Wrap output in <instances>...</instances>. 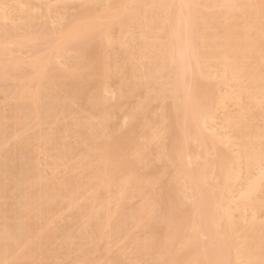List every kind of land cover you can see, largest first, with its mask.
<instances>
[{
    "label": "rangeland",
    "instance_id": "1",
    "mask_svg": "<svg viewBox=\"0 0 264 264\" xmlns=\"http://www.w3.org/2000/svg\"><path fill=\"white\" fill-rule=\"evenodd\" d=\"M73 1H71V0H0V19H1L0 20V25L3 26V27L1 26L2 28H0V30H3L5 32L6 31L9 32L12 29L14 31L16 30L15 32L17 33L16 34L15 32H12L11 31V32L8 33L10 35H8L6 33L7 34L6 35L7 37L3 35V37L1 36V39H0V41L1 40L2 41L3 40L5 41L4 43L2 41L0 42V48H1L0 49V56L2 54V56L0 57V61L3 59L0 62V64L2 66L3 65H5V66L7 65L6 67L5 66L2 67L0 65V123H1L0 124V252H1V254H0V264H29V263L30 264H108V262H109V264H117V263L118 264H152V263L153 264H163V263L164 264H167V262H168V264L169 263L170 264L171 263L172 264H177L178 262H179L178 264H182V263H185V261L188 260L187 259V256H189V259L192 260V258L196 257L197 254H200V252L202 251L201 250L202 248H203V250L205 248V251L201 252L202 257L204 256L203 258H205L204 259L205 260V264H206V262L209 263L211 259H212L211 262L213 264H215L216 261H215L214 257L216 255L219 256V259L216 257L218 260H220L221 257H223L222 254H221L222 253V249L221 248H223L221 245L224 244L223 239H221V235H219V237H220L219 238L215 234H213V235L208 234L209 235V238H208V235H205V234L206 233H210V232H208V230H207V232H206V230H204V231L200 230L199 225H197L198 228H199L198 231L200 230L202 232H200V233L198 232V234H201L202 236L200 238H197L196 237V238L193 239V237H194L193 236L194 235L193 234L194 231L197 232V230H195V228L197 229L196 224L197 223L199 224L200 223V220L198 222L197 221H194L195 223L197 222L196 224H194V222H193V220H195L196 217H197L196 220H198V218H199L198 217L199 215L196 214L198 212L196 211L195 205H194L196 203L197 197H196V199L195 198L190 199V197H192V196L195 197L194 196L195 193L193 192L192 189H188V187L191 188V185H192L191 183L192 182H190V181L193 178V175H194L193 172L196 171L195 169L197 168V166H200V165L205 166L206 165L207 167H205V168H208V167H211L212 168V166L210 165L211 162L217 161V160L220 159L221 160L220 162H224L223 165H224V168H226L225 169V176L226 175L228 176V178H227L226 181H224V179L226 178L225 176H224L225 178H222L223 181L226 184L229 183L228 186L226 185L227 188L226 187L224 188V184L225 183L222 180L219 181L220 178L218 179V177H216V176H218V173H217L218 170H217L216 167L212 171L213 172L212 175L215 174L214 177H210L212 175H211V173L209 175L208 172H207L209 170L206 169L207 170L206 171L207 172V175L203 179V181H205L206 179H209L210 181L209 180L208 181L206 180L205 184L203 183V185L204 186L206 185L204 187V189H210V188H212L213 184H215L216 182L219 181L215 185H218V186L220 185L219 186L220 188H222V187L224 188L222 190L219 188L218 190H221L222 192L221 191H218L216 193V196H218V193L221 192V194H219L220 197L222 196V194H225L221 198L217 197L219 200L216 199L217 202H219L218 203V207H217L218 209L217 210L220 209L218 212L222 215V218L221 219H223V216H225V214L226 215L229 214L228 215V218H229V216L231 218V219H229V221L232 222L230 226H232L233 223L236 226H237L238 223H240L238 225L239 226L238 228H235L236 226L234 224H233L232 227H229V229H231V231L233 230L232 233L230 232V230H229V232L232 235H233L234 232H236L234 234H236L237 237H238V239L240 240L241 239L240 238V235L243 237L244 235L247 236L248 234L249 235L250 234H253V233L258 234V232L259 233L261 232L260 231L261 228L264 230V228L262 227V226H264V178H263L264 177L263 176L264 175V89L262 88V90H259L258 89V86H256V84L254 83V80L249 75V73L250 74L252 73L250 71H254L255 70L254 67H257L256 66V63H257V60L259 58H260L259 59L260 61H258V64H264V62H263L264 61V51H263L264 50V45H263L264 44L263 43L264 42L263 41L264 40V38H263L264 35L260 34V35H262V38H263L262 43L253 44V47L250 48L251 49V54L250 53H248V54L246 53V55H243L242 56L244 58L241 57L244 60L243 61L244 63H242L241 62L242 59H240V64H243V65L244 64H246V65L248 64V66L244 65L245 67L244 68H239V70L237 69L238 67H236L237 71H235V65L233 66V65L230 64V62H227V61H229L231 59L230 60L231 63L234 64V62H232V60H233L232 58L233 57H232L231 54H228V56L226 58L227 60L223 59V61H222V59H221V61L223 63L222 62H219L220 60H218V62H216V63L209 62V61L207 62L208 58H206L205 60H206V63H208V64L207 65H205L206 63L204 64L206 67L203 66V64H202L203 68L200 67V63L199 62L197 64H194V63H196L194 60H193L194 63L193 62L190 63V65H192L191 67H194L195 68V65H198L199 64V68H202L203 71H204V69H207L208 70V71L205 70L206 73H207V75L205 74V71H204V74L206 75V77L204 75H201V78L203 77L202 78L203 81L201 80L200 82H203L204 85H202V83H201V85H200L201 88L199 90L200 91L202 90V92H205V91L209 92L208 93L209 95L204 94V96L207 95V96H211V97H209L208 99H203V98H207V96L204 97L203 96V93L199 91L197 93L200 96L199 98H197L198 101H197V99H195L196 98V95H197L196 94L195 95V98L193 97L194 101H190L191 103L189 102V104L192 105V107L194 105L196 106V103L195 102H197V105L200 104L199 106H197V107H199L198 109H201L202 107H204V108H202V110L204 109L205 118H206V116L207 117L209 116V118H207L208 120L206 119V121H208V122L207 123H204V125L202 124L203 128L201 126V128H202L201 131L203 132V134L205 132V134L207 136L204 135L206 139L204 138L205 140L203 139V141H201V143H203V145H200V143H199L200 141L198 140L199 138L196 137V136H193L192 135V140H191V137L190 136H189L190 138H188V139L185 138V135L187 136V134L186 133L183 134V131H182L184 129L183 126H181L182 128H179V129L177 128L178 129L177 131H176V128L173 127V125H175L174 122H173L174 121L173 120V118H174L173 115L174 114H171V113L174 111L173 110L174 109L173 108L174 101H172L173 100L172 95L170 96L171 93L168 92L166 94V92L168 91V87L170 86V84L175 80V78H174V76L176 74V69H175L176 65H175V63H173L172 65L170 63H168L169 65L164 64L163 67H162L163 69H161V71H159V73H156V74H158V75H155L156 78L154 79V77H153V80L154 81H152V79H151L152 82H150L149 80L146 81L145 79H143L141 77L142 76L141 74H143V70L144 69L147 70L146 68H150L151 65L152 66L153 65L154 66L156 65L155 62H154L155 61V58L154 57H156L159 54V52H162V49L165 46H167V45L164 46V42H166V40H164V37L165 36L162 35V37H160L159 35H156L157 32L155 31V30H157L156 29V26L159 27L160 24L162 23V22L160 23L159 20H161V18L164 16V13L162 12L164 10H161V12L163 14L162 15L161 12H160V8H161L160 6H163L164 8L163 7L162 8L165 9V5H162V4L160 5V2L161 1L160 2L157 1L158 2L157 3L156 0H141V3L140 2L136 3V5L137 4H141L142 5V7H141V5H138L139 10H137L136 9L137 7L134 5L133 2H137V1H140V0H137V1H135V0L134 1H132V0L131 1L130 0H127V1L126 0H122V1L121 0H110V3H109V0H83V1L82 0L81 1L80 0H73ZM90 1H92V2H90ZM151 1H153V3ZM201 1L202 0H199V1L198 0H193V1H191V0H188V1L187 0H181V3H180L181 5H179L181 9H182V7H184L186 5V7H185L186 8V11H185V8H183L184 9L183 11L180 10L182 13L185 12L186 15H189L188 13H190V12H188V10H189L188 5L189 6L190 5L192 6V7H190V10H191V13L190 14L193 13L192 9L194 10V9L197 8L196 11L194 10L193 15H189V18L191 20V25L193 26V28L191 27L192 30H190V32H189V34H190L191 37H190V40H189L190 41V44H188L189 45L188 48H190L192 46L191 45L192 41H194V42L197 41V40H194V37L197 36V35H198L197 36L198 39L199 38H202L201 35H203V33L205 34V36H208V35L210 36V34H211V36L213 37V38L212 37L210 38V37H205L203 35L205 38H208V41H210V43L211 42H214V44H209L208 47H207V45L205 46V44H204V46L199 44V47H198L199 49H197L195 47L198 46V42H197V45L194 44V42H193L192 44L194 45L193 48H195L194 49L195 50V53H199L202 56L204 55L205 57H207L208 55H212L213 56L216 53L215 51H218V49L220 51V47L222 46L221 43H222V40L223 39H221L222 37L218 36V34L219 35L220 34L222 35V33L225 32V30H230L233 27H234V30L236 29L234 32H236V31L238 32L242 28V27L239 28L240 25L241 26H243V25L245 26L246 25L244 29L242 28L240 30L239 36H240V34L242 35V33L244 35L247 34V29L248 30L251 29L253 33L256 32V33H254L255 35H253V33L251 35V32L248 31L249 33L247 35H250L251 37H254V36L256 37L257 32L259 33L261 31V29H262V32L264 30L263 29L264 28V25H263L264 24V14L263 13L264 12H262L264 10V0H263V4H262V1H261V3H259V1H256V0H253L254 3L252 2V0H250V2H249V0H245V1H243V0H235V1H233V0H203L202 2ZM125 2H126V4L128 2L129 3L127 5H125ZM130 2L133 5L130 4ZM143 2H145V4ZM165 2H166V0L164 2L162 0V3L163 4H165ZM190 2H191V4H189ZM234 2H236V3H234ZM243 2H245V5L249 6L247 9L250 10V11H248V12H250V14H251V12L252 13L254 12L253 14H251L252 16L250 15V18H248V15L245 16L246 15V12H247L246 11L247 9L244 8L245 5L243 6V4H244ZM247 2H249L252 5H250ZM75 3H76V5H75ZM112 3H114V4H112ZM210 3H211L212 6L210 5ZM121 4H123V6H125V10H124V8L122 9V5ZM157 4H159V5H157ZM233 4H234V6H233ZM260 4H262L263 6H259ZM115 5H116V8L113 9V7H115ZM153 5H156L157 7L156 6H153ZM215 5H217V7ZM117 6H118V8H117ZM158 6H159V8H158ZM194 6H195V8H193ZM225 6H226V8H225ZM102 7H103V9H101ZM126 7H127V9H126ZM153 7H155V10H154ZM238 7H240V8H238ZM250 7L252 8V10L250 9ZM259 7H263V8L261 9ZM133 8L137 10V11L135 10L137 13H134L135 11L134 12L131 11V12L133 14H135V15L138 14V16L137 15L136 16L139 17V19L138 18H136V19L139 21V23H141L140 24L141 26L138 24L137 21H135V19H134L136 17L135 15H133L135 17L131 19V16L130 15H132V13L129 15V18L130 19H127V21L125 20V23L126 24L121 22L122 24L120 23L121 24V26L119 25L120 27L117 25V23L119 24V22H114L115 20L117 21L116 18H113L112 17V19H110L111 21H113V19H114L113 22H114V24L116 23V25L113 26V23L110 22V20H104V18H103L104 16H102V14L104 15V12L105 11H107L106 14H108V12L110 11L111 13H113L112 16H114L116 13H119V12H120V14H122L123 12L125 14V12H127L128 9L131 10ZM147 8L149 9V11H148ZM117 9H119V10H117ZM150 9L151 10L153 9V12ZM253 9H255V10L253 11ZM86 10H90V11L92 10L93 12H91V13L89 11L88 12L90 14L93 13L92 14L93 16L100 14L99 16H97V17H100V18H98L100 21H104V22L105 21L106 22L109 21L110 22L108 24H111V25H109L108 28H111L112 26L113 27H112V29H109V30L107 29V34L105 33V35H107V36H104V33L103 32H106V31H103L104 28H102L101 29L102 32L100 34H103V35H100L99 34L100 36L98 35L99 37L95 38L96 40L93 41L94 44L92 43L91 44L92 46L89 45L91 49L88 48V52L86 51L85 54H84L85 51L83 52V50H82L85 47L84 46H81V44H78L80 46H76L77 44H74L75 46H72L73 44H71V45L64 44V45H61V46H64V47H61V46H59L60 44L58 45L56 42H54L56 40V38H58V36L60 35V31H61L60 29H62V28H71V27L77 25L78 23H81L82 22L81 17L84 18V16H81V15H83V14L85 15L84 12H86ZM238 10H239V12H238ZM26 11H27V15L26 16H23V18L24 17H27L28 15H31V16L33 15V17L28 16V18H32V20L29 19L30 20V23H29L30 24L29 25L30 27L29 28L28 27L27 28L25 27V26H28L27 25V22H26V25H25V23H23V18H21L22 17V14L25 15ZM138 11H139V13H138ZM157 11L160 12V13H158ZM226 11H228V13ZM232 11H234V12H232ZM258 11H260V13H258ZM20 12H21V15H20ZM88 12H86V13H88ZM56 13H58V15ZM211 13L213 15H215V16L213 17ZM243 13H244V15H243ZM124 14H123V20H122L123 22H124V19H126V18H124ZM126 14L127 15H125V16L128 17V14L129 13H126ZM149 14H150V17L149 16L147 17V15H149ZM196 14H197V16H195ZM198 14L202 16V17L199 16L200 19L195 18V17H198ZM210 14H211V16L208 17V15H210ZM154 15H155V17L157 16L158 18L157 17L155 18ZM158 15H160V16H158ZM161 15H162V17H161ZM216 15H217V17H216ZM253 15H254V17H253ZM17 16H18V18H17ZM101 16H102V18H101ZM192 16H195L194 17V21L196 23H193L194 25L192 24V19H193ZM60 17H61V19H60ZM204 17L207 18V19H205ZM214 18H216V20ZM220 18H222V19H220ZM227 18H229V19H227ZM233 18H234L235 22H234ZM244 18H245V20H244ZM98 19H96V18L93 17L92 21L96 22V20H97V22H99ZM219 19L222 20V22L219 21ZM20 20H22V21H20ZM29 20H28V22H29ZM78 20H79V22H78ZM149 20H150V22H149ZM163 20H164V17H163ZM163 20H161V21H163ZM203 20H205V21H203ZM211 20H213V21H211ZM230 20H233V21H230ZM237 20H238V22H237ZM58 21H60V23H58ZM147 21H148V23H147ZM248 21H250V22H248ZM104 22H102V23H104ZM136 22H137V24H136ZM208 22H212V23H208ZM213 22H215L216 24L213 23ZM233 22L235 23L236 26L234 25ZM207 23H208V25H207ZM237 23H239V24H237ZM22 24H24V26H22ZM157 24H159V25H157ZM135 25H138L139 27H137ZM199 25L202 26V28H200ZM209 25H211L212 27L209 26ZM216 25H218V26H216ZM222 25H223V27H222ZM226 25H228V26L226 27ZM17 26H19V27H17ZM4 27L7 30L4 29ZM60 27H62V28H60ZM114 27H117L118 29L117 28H114ZM136 27H137V29L139 31L136 29ZM150 27H151V29H150ZM194 27H196V28H194ZM255 27L256 28L258 27V28L256 30H254ZM9 28H10V30H8ZM21 28L22 29L23 28H26V30L27 29L28 30L30 29V31L28 33L31 32L29 35H31V37L33 36L32 38L34 40L29 35H26L27 38L24 37V35L22 33H26L27 34V32H26L25 29H24L25 32L19 33L22 30ZM152 28H153V30H152ZM205 29L206 30L208 29L209 31L207 30L206 33H205L204 32ZM219 30H220V32H219ZM242 30H243V32H242ZM198 31L201 34H199ZM108 32H109V34H108ZM148 32H149V34H148ZM33 33H34V35H32ZM195 34H197V35H195ZM216 34H217V36H216ZM263 34H264V32H263ZM142 35H143V37H142ZM13 36H15V37H13ZM101 36L103 38H101ZM199 36H201V37H199ZM21 37H22V39H20ZM34 37L35 38L39 37L40 39L38 38V39L35 40ZM255 37H254V39H255ZM30 38H31V40H30ZM143 38L147 39V41L150 43V44L147 43V46H144V48H143V44H142V41H143L142 39ZM257 38L258 37H256V39ZM8 39L11 40V41H9ZM97 39H99V41L101 39V41L99 42ZM133 39H134L135 42L132 41ZM195 39H197V38L195 37ZM15 40H17L18 42L15 41ZM106 40L108 42H105ZM211 40H213V41H211ZM30 41L32 42V44H31ZM34 41H36V43L33 44ZM37 41H39V42H37ZM137 41H139V42L137 43ZM158 42H159V44H162V45L159 46L158 45ZM65 45H67V47ZM98 45L100 47H98ZM239 45H241V42L237 46L239 47ZM243 45L244 46L246 45L247 48H248V46L249 45L251 46L252 44H242L241 46L243 47ZM22 46H24V47H22ZM55 46H56V48L53 49ZM89 46H87V47H89ZM124 46H125V48H124ZM139 46H140V48H138ZM200 46H202V47L200 48ZM217 46H218V48H217ZM48 47H49V49H48ZM50 47H51V49H53V51L50 49ZM81 47H83V48H81ZM212 47L213 48H217V49L214 50ZM242 47H239V48H241L240 50L244 49V47L243 48ZM57 48L60 49V50H63V49H65V50H63L62 52L60 50L59 51H56ZM61 48H63V49H61ZM146 48H149L148 50H150V49H152V50L148 51ZM247 48L245 47V50H247ZM6 50H8V52ZM68 50L69 51H72V52H68ZM126 50H128V51H126ZM200 50H201L202 53L200 52ZM205 50H207V51H205ZM209 50H211V51H209ZM76 51H77L78 54L77 53H74ZM187 51H189V55H190V50L187 49ZM256 51H258L259 52L258 54L261 55V56H258V54L256 53ZM136 52H137V54H136ZM139 52H141V53L139 54ZM148 52L149 53L151 52L152 55H150ZM191 52H193L192 49H191ZM253 52L255 54H257V57L255 56V59H254V57L253 58H250V56L253 54ZM82 53L85 55L86 58H89L90 60L92 59V62L91 61L90 62L91 63H94V65L96 64V65H100L101 66L102 64L105 63L104 64L105 67L107 66L105 69H107V72L109 71L110 76H112L111 74H113L114 77H111L109 79V77H110V76L108 77L109 73H106L107 75L104 74V76L102 77V75H103L102 72L105 71V69L103 68V70H102V68L99 67L98 70L100 69L101 70V72H100V70L97 71V68L90 67L93 64H91V65L88 64V66H87V63L86 62L89 59H87L86 62H82L81 61L82 63H86V65L85 64L83 65L84 67H82V63H81V67L79 66V68H77V66H75L74 64L76 63V61H78L79 58L82 57L81 58L82 60L83 59L86 60L84 58V56H83ZM147 53L150 55V56L148 55L149 57H147V55H146ZM217 53H219V52H217ZM261 53H263V54H261ZM106 54H107V56H106ZM154 54H155V56H154ZM255 54H253V55H255ZM96 55H97V57H96ZM99 55H100V58H99ZM137 55H138V57H137ZM5 56H6V58H4ZM44 56H46V57H44ZM104 56H106L105 57L106 60L104 59ZM229 56H231L230 59H229ZM245 56H248V58L245 59ZM40 57L42 59H40ZM123 57H125V59ZM130 58H133V59H130ZM93 59H95V62L93 61ZM98 59H101L100 61L103 62V63H101L99 61H96ZM249 59L251 60L252 63L249 62ZM108 60H110V61H108ZM114 61H115V63H114ZM45 62L47 63L48 69L46 68L47 67L46 64H45V66H42V65H44ZM79 62L80 61H78L77 64ZM97 62H99V63H97ZM48 63H49V65H48ZM106 63H108V64H106ZM109 63H110V65H109ZM122 63H125L126 65L125 64L123 65ZM131 63L134 64V65H132ZM171 63H172V61H171ZM210 63H212V64H210ZM224 63H225V65H224ZM226 64H227V67H228L227 69H229V67L232 66L228 71L227 70L225 71ZM73 65L75 66L74 68H77V69H74V71H78V70L80 71V75H78L79 76L78 77L79 79H81V78L88 79V77H90V76H88L87 73H86V76L85 77H81L80 78V76L83 73V71H87L88 72L89 71L88 69H90V72H88L91 75V79L89 78L90 79V82H89L90 84L88 83V81L82 79V80L85 81V84L91 85L95 81L98 82V83H99V81H101V82L103 81V82H106L107 90L109 88L108 92L107 93L105 92V95L104 96H105V99L107 100L106 102H108L107 104L109 105L111 103L110 105H112L111 106L112 107V112H114L115 114H117V116H114L115 114L113 113L114 114L113 115L111 113V111H110L111 117H115V118H111L110 119L111 124L109 122V124H108L109 126L107 125L108 127H110V129L112 127V129L110 130L108 127L106 128V129H108L107 131H109V133H110V135L108 137L109 139L108 138L105 139V137H104V136H106V135L109 134L108 132H107V134H105L106 133L105 130H104L105 128H101V130H100V132L102 131L103 134H105L103 136V138L106 141L100 136V135H103V134H99L100 132L95 130L96 128H93V127H92V129H89L88 128L87 131L91 130L92 132L91 131L85 132L86 131L85 128H87V125H89L90 123H92L91 125L94 126V124H93V122H94L95 123V126H96L95 120L93 122L91 120L94 119L93 118L94 117L93 115H96L97 112L94 113V114H92L93 113L92 112V109L89 108L86 105V104L89 105V102H87L89 100L88 99L89 96L88 97H86V96L90 94L91 86H88L87 89H86V85L84 84V87L83 88L86 89V90H84L82 92L83 95H84V97H83V95H80V97H76V99H78L79 101L78 100L75 101L74 100L75 98L72 99V97H74L76 94H74V96H72V97H71V95L73 93H76L77 92V88L78 87L76 86V84L74 85L76 87V91H75V89H73L74 87H71V86L75 82L76 83H79V80H78V82L75 80V78L77 77L76 74H79V73L73 74V69H70V67L73 66ZM104 65H102L101 67H103ZM127 65H128V67H127ZM142 65L145 68H143ZM132 66H134L135 69L136 68H140L141 69L140 71H142V73L141 74L139 73L140 76L136 75V77H135V76L132 75L133 74V71H134ZM167 66H168V68H167ZM39 67L40 68L42 67V69H44L46 71V73H44L45 71L43 72V70L39 69ZM85 67H86V70L83 69ZM125 67H127V69H125ZM16 68H18L19 70L16 69ZM63 68H64V70H63ZM142 68H143V70H142ZM151 68H153V67H151ZM20 69L21 70L24 69L23 72ZM46 69L48 70V73H47V70ZM128 69H131V70H128ZM263 69H264V66L263 65H260L259 68H258V71L259 72L258 71L257 72L261 75V73H263L262 72ZM35 70H36L37 73H39L41 71L44 73L43 78H44L45 81L43 80V78L39 79L38 76L37 77L33 76L34 75L33 72L35 73ZM65 70L67 72H65ZM70 70H72V72ZM167 70L168 71L171 70V71H169V73H168ZM29 71H32V72L30 73ZM68 71H70V72H68ZM91 71L94 72L95 74H93ZM121 71H123V72H121ZM137 71H139V69ZM172 71H174L175 74H173L174 72H172ZM238 71H239V73H238ZM188 72H190V70L187 71V69H185V73L187 74ZM234 72L236 74H234ZM37 73H36V75H38ZM59 73H60V75H59ZM64 73H65V75H64ZM66 73H68L69 75L66 74ZM98 73H100L101 76ZM237 73H238V75H237ZM245 73H247V74H245ZM84 74H85V72H84ZM96 74H98L101 78L98 77V75H96ZM211 74H213V75H211ZM29 75H32V76H30L31 78L29 77ZM61 75H63V76H61ZM70 75H72V77ZM172 75H174V76H172ZM69 76L71 78H74V77L75 78L72 80ZM82 76H84V75H82ZM129 76H130V78H129ZM137 76H138L139 79L137 78ZM161 76H162V78H161ZM222 76H223V78H222ZM243 76H244V78H243ZM247 76L252 79V80H250V78H247V80H248L247 82L248 83L245 80ZM104 77H108L107 79L105 78L108 81L103 80ZM34 78H35V80H34L33 83H34L35 86L32 85L33 83H31L33 81L32 79H34ZM65 78H67V79H65ZM237 78H241V79L239 80ZM97 79H100V80H97ZM170 79H172V80L170 81ZM210 79H211L212 82L210 81ZM224 79H225V81L223 82ZM27 80L28 81H31V82H28L29 83L28 84V83H26ZM138 80H139V82H138ZM213 80H215V81H213ZM47 81H49V82H47ZM169 81L171 83H169ZM232 81H234V83ZM46 82H47V84H46ZM147 82H149L150 84L147 83ZM162 82H163V85H162ZM38 83H41V84H38ZM107 83L109 84V86H108ZM141 83H142V85H141ZM167 83H169V86H167L168 85ZM243 83H246V84H243ZM45 84H46L47 87L44 86ZM238 84H240V85H238ZM254 84H255V86H254ZM31 85L34 86V87H31ZM38 85H40L39 86L40 88L44 89V90L41 89L43 92L44 91H47V92L50 91L49 92V95L45 93L47 95L45 97H48L49 96L48 97L49 100L51 99L50 96H52L54 94L57 95L59 93H61V94L63 93L62 95H64V94L68 95V94L71 93V95H70L71 102L72 101H75L76 102V105H75V102L71 103V105H69L68 107L67 106H61V105H59V107H60V109H59L58 103L56 102V99H57V96H56L55 98L52 97V100L49 101V102L52 103L51 106H48V104H51L49 102H46V104L48 103L47 105L46 104L40 105L39 102H38L39 105L36 104V107H33V105H30V104H33V103H31V99H32V97H34V95L32 93H34V90H35L34 88H36V86H38ZM66 85H68V86H66ZM48 86H50V87H48ZM119 86H121V87L118 88ZM63 87L65 88V90H63L64 89ZM160 87H161V90H163L162 92L160 91ZM165 87H167V88H165ZM51 88H53V89H51ZM204 89H208V90L210 89V90L208 91V90H204ZM249 89L251 91H249ZM121 90L124 93H122ZM214 90H216V91H214ZM117 91H119L120 93H122L121 96H119V93ZM231 91H233V93ZM240 91H241V93H240ZM257 91H259V94H258ZM50 93H52V94H50ZM200 93L202 94V97L203 98H201V94ZM214 93H216V94L218 93V95H216ZM40 94L42 95L43 93H40ZM40 94H38V95L40 96ZM212 94H213V96H212ZM31 95H32V97H30ZM228 95H230V96H228ZM251 95H252V97H251ZM42 96H41V98L42 99L43 98L45 99L44 95H42ZM156 97H158V98H156ZM160 97H161V100H160ZM237 97H239V100H238ZM248 97L251 98V99L253 98V99L252 100L249 99V100H251L249 102L248 101ZM38 98H40V97H38ZM58 98H60L59 95H58ZM83 98H85V99H83ZM155 98H156V100H155ZM213 98L215 100H213ZM53 100L57 104H55V102H53ZM199 100H205V103H208V104H209V101H210V104H209V106H206L208 104H206L205 106H203L202 105V101L200 103ZM32 101H33V99H32ZM38 101H39V99H38ZM206 101H208V102H206ZM214 101H216L217 103L214 102ZM239 101H240V103H239ZM193 102H194V104H192ZM53 103L57 106L56 107L54 105L56 107V110H55V107L53 106ZM68 103H70V102H68ZM22 104H23V106H22ZM160 104H163V105H160ZM121 105H123V106H121ZM37 106L39 107V110H37L39 112L38 113L39 115L38 114H33V113H36ZM41 106H43V109H42ZM118 106H119V109H117V111H116V108ZM200 106H202V107H200ZM63 107H67V108H63ZM111 107L109 106V108H110L109 110H111ZM197 107H195V110L197 109ZM251 107H252V109H251ZM31 108H33L34 110L31 109ZM145 108H147V109H145ZM162 108L164 109V111H163ZM47 109L48 110L50 109L49 110L50 111V114L48 113V110ZM113 109H114V111H113ZM165 109H166V111H165ZM192 109L193 108H191V106H190L189 112L190 111H194ZM45 110H47V111H45ZM137 110H139V111H137ZM116 112H118V113H116ZM129 112L130 113H133V115H136L135 117H136L137 120L133 116H130L131 114H129ZM144 113H145V115H144ZM167 113H169V117L171 116L170 125H168L169 124V117H168V119H166L167 117L164 118L165 116H168ZM28 114L30 116H28ZM240 114L242 115V117L240 116ZM140 115H142V116H140ZM18 116L20 118H18ZM50 116H51V119H50ZM239 116H240V118H239ZM131 117H132V120L130 119ZM90 118H91V120H88ZM160 118H161V120L162 119L163 120L160 121ZM20 119L22 121H19ZM85 119H87V120H85ZM227 119H228V121L229 120L231 121V124H230V121L229 122L227 121ZM1 120H2V122H1ZM128 120H129V122H128ZM18 121H19V123H17ZM161 122H163V123H161ZM171 122L173 123V125H172ZM225 122H227V123L225 124ZM78 123L81 125L80 129H77V128H79L80 125L78 127H76V125ZM86 123H87V125L83 129V126H85L83 124H86ZM208 123H209V125H208ZM179 124H181V123H179ZM234 124H236V125H234ZM226 125H227V127H226ZM57 126H59V127L57 128ZM164 126H166V127H164ZM169 126H171V127L169 128ZM60 127H61V129H60ZM75 127H76V131H80V130L83 131L84 130L83 131V134H82V131H81V135H83V136H81V138L77 136L78 137L77 138L78 141L76 139V136H74V133L76 134ZM167 127L170 130H168ZM179 127H180V125H179ZM233 129H234V131H233ZM235 129L238 130L237 132H239V133L236 132V134H234V132L236 131ZM247 129H248V132L251 133V135L248 134ZM41 130L43 131L42 133H41ZM71 130L74 131V133L73 132H70ZM93 130H94V132H93ZM171 130H172V133L173 132L174 133L176 132V133L175 134L173 133L174 135L173 134L171 135L170 134L171 132H168V131H171ZM179 130H180V132H179ZM65 131H67V132H65ZM153 131H155V132H153ZM164 131H166L167 134H170L171 136L170 135H167L166 132H164ZM68 132H69V134L73 133V136H74V139L75 140L71 137L72 134L69 135ZM84 132H85V134H84ZM156 132H157V134H156ZM181 132H182V135L180 134ZM242 132H243V135L241 134ZM60 133H61L62 136L60 135ZM77 133H80V132H77ZM94 133H96V134H94ZM177 133H179L180 137L178 136ZM237 134H238V136H236ZM47 135L50 138L49 137L47 138L46 137ZM97 135L99 137H97ZM148 135H149V138L147 137ZM247 135L250 138H248ZM119 136L120 137L122 136V137L120 138ZM145 136H146V139H145ZM172 136H173V138H172ZM174 136L175 137L178 136L179 139H178V137H176L177 140H175V137ZM181 136L183 138V141H184V139H186L185 140V142H186L185 144H184L183 141H181L182 140L181 139ZM251 136H252V138H251ZM91 137H92V139H91ZM112 137L114 138V140H113ZM157 138H159V140ZM171 138L174 139V140L171 141ZM116 139H118V140H116ZM152 139H153V141L150 142L149 140H152ZM55 140H56V143H55ZM81 140H84V141L82 142ZM90 140H92V141H90ZM121 140H123V141H121ZM140 140H142V141H140ZM178 140L181 142V144L183 142V148L182 147L179 148V145H181V144L179 143ZM189 140H191L193 142H191ZM216 140H217V142H216ZM245 140H247V141H245ZM110 141L112 142V144H110L111 143ZM173 141H175L176 143L178 141V143H177L178 145L176 143L173 144L174 143ZM188 141L191 142V143H189ZM195 141H197V142H195ZM250 141H252V142H250ZM73 142L76 145H74ZM168 142H170V143H168ZM187 142L189 143V146H188V143ZM204 142L207 143V144H204ZM105 143L107 144V146H106ZM121 143H123V144H121ZM154 143H155V145H154ZM218 143H220V145H218ZM244 143H245V145H244ZM66 144H67V146L69 144V147L68 148H67V146H65ZM101 144L103 145V147H102ZM158 144H159L160 147L158 146ZM167 144H168V147L167 146H164V145H167ZM45 145H47V146H45ZM145 145H147V146L150 145L149 146L150 149L147 148V146H145ZM52 146H53V148H52ZM71 146H73V147H71ZM100 146L102 148H104V146H105V149H101ZM176 146H178V147H176ZM186 146L191 147V149L188 148V147L186 149ZM216 146H217V148H216ZM226 146H227V148H226ZM107 147L109 148L108 149L109 152L106 151L107 150ZM169 147H171V148H169ZM245 147H247V148H245ZM135 148H137V150ZM172 148L181 149V150H183V149L185 150L186 149L187 151H188V149H190L189 150L191 152V153L189 152L190 155H189V153H187V152L184 151L185 154H184L183 158L185 157L186 153L189 156V157L187 156L188 158L185 157V160L183 159V161H185V162H183V166L184 167L183 166H181V167L183 168L184 171H181L182 168H181V170L179 169L180 166L178 168V163H176L175 156L173 154L174 152H173V149ZM97 149H99V151ZM147 149H149V150H147ZM224 149H225V151H224ZM241 149L242 150H245V152L247 151V153H245ZM249 149L251 150V153H250V150ZM65 150H67V151H65ZM133 150H135V151H133ZM168 150H170V152L171 151L173 152V153L171 152V156H173L174 159L169 156L170 153H167ZM209 150H211V151H209ZM254 150H256L257 153ZM60 151L61 152L62 151L65 152V154L68 156V158H67L66 155H65V157L64 156L62 157V155H61L62 153ZM104 151H105V153H104ZM206 151H207V153H206ZM213 151H214V153H213ZM259 151H261V153ZM15 152H16V154H15ZM57 152H58V154L61 153L59 155L61 157H58V155H56ZM106 152L108 154L109 153L110 154L109 155L108 154L106 155ZM140 152H141V154H140ZM159 152H160V154H159ZM202 152H205V153H202ZM102 154H103V156H102ZM112 154H114L115 156L112 155ZM131 154L133 156H131ZM167 154H168V156H167ZM105 155L107 156V158H104V157H106ZM232 155H233V157H232ZM252 155H253V157H252ZM84 156H85V158H83ZM128 156H129V159L130 160H133L132 163L131 162H128V160H127V157ZM135 156H137V157L134 158ZM140 156L142 157V160L143 161L141 160ZM12 157H13V159H12ZM101 157H103V158H101ZM123 157H126L125 158L126 161H124V162H126L127 164H130V165H127L126 163L123 162V159H124ZM54 158H55V160H54ZM56 158L59 161L56 160ZM139 158H140V161H139ZM190 158H192V160ZM193 158H195V159H193ZM119 159H121V160H119ZM137 159H138V161H137ZM105 160H108V161L110 160L109 162H111L114 165L113 168L115 167L117 169V171H115L116 169L114 170V172H115V173L113 172L114 175H112L113 173L111 172L112 173L111 174L112 176L110 177L111 178V181H109V179H107L106 184L108 186L109 185L113 186L114 183H115V182H112V181H114L113 179H115V181L117 182V179H119L121 176L123 177L124 175L125 176L128 175V179L127 180H129L130 179V176L132 175V178L129 181H127L125 177H123L124 179L122 177L120 178V179H123L122 181L125 180V182L126 181L128 182V183H125V182L124 183L125 184H129V185H127V186H129V188L127 190V186H126V191H123V192H120V193L117 192L119 195L118 196L116 195L117 197L115 198V195H114V194H116L115 190H114V192H111L110 191L111 194H108L109 191H107V193H106V190L107 189L104 190L105 189L104 187H100V188L98 187L96 189L97 190L99 189L101 195L98 194V191H97V194L99 195V196H97L96 190L94 188L93 189L94 191L93 190H91V192H90V190L88 191L90 193L93 192L92 193L93 198H91L92 195L90 193L89 194L91 195V197H88L89 194L87 193V190L91 188L90 186H88V180H89V178L91 177V175L94 172L96 173L99 170L100 171L103 170L104 163H102V161L105 162ZM116 160H118V161H116ZM202 160H203V162H202ZM53 162H55V163H53ZM169 162H171V163H169ZM172 162H174L176 164H172ZM187 162L190 163V164H188ZM184 163H186V165H184ZM102 164H103V167H102ZM86 165H87V167H86ZM124 165L126 166V169L128 170V173L129 174L125 171V168H123ZM97 167L99 169H97ZM127 167H129V168H127ZM130 168H132V169H130ZM177 168L179 169V171L177 170ZM229 168H231V169H229ZM120 169H122V170H120ZM227 169L228 170H231V171L228 172L230 174V176L228 175V173H226L227 172ZM235 169L238 170V171H236ZM215 170H217V171H215ZM118 171L120 172V174H117ZM122 172H124V173L121 174ZM146 172H148L149 175ZM209 172H211V171H209ZM214 172H216L217 174L214 173ZM190 173H192L193 175H190ZM143 174H144V176H143ZM179 174H182V175H179ZM208 175H209V178H208ZM134 176H136V177L134 178ZM138 176L139 177L140 176H143L142 178L144 180L143 183H145L144 185H146L148 183L146 187L145 186L143 187V189H145V190H142L140 192L138 190L139 193H137V192H135V190H133V188L135 189L136 185H135V187L132 186L133 188H131V185H133L132 183H134L132 181H135V179H139ZM257 177H259V179ZM133 178H134V180H133ZM120 179H119L118 182H120ZM146 179H147V182H145ZM152 179H153V181H152ZM180 179H182V180H180ZM211 179H215V180H212L211 181ZM217 179H218V181H216ZM253 179H254V181H253ZM75 181H76L77 184L75 183ZM82 181H84V183ZM184 181H185V183L188 181V183L185 184V183H183ZM214 181H215V183H214ZM118 182L116 184H118ZM149 182H151V184ZM181 182L183 183V185L187 186V188L186 187L184 188V186H180L181 188H179L178 185L181 184ZM251 183L253 184L252 186H250ZM62 184H65L66 188ZM168 184H169L170 189H168L169 187L167 188ZM208 184L210 185L209 186L210 188L208 187ZM80 185H81V187H80ZM156 185H157V187H156ZM87 186H88V189L86 188ZM253 186H254V188H253ZM84 187L86 189H84ZM206 187H208V188H206ZM250 187H252L251 188L252 190H250ZM28 188H29V190H28ZM101 188H102V190H101ZM151 188L153 189V191H152ZM165 188L169 192L167 190H165L166 192H164L163 190ZM182 188H183L182 192L184 194V197L181 196V195H183V194H181L182 192L180 190ZM248 188H249L250 191H248ZM148 189H151V191L153 193L154 192L155 193L154 194L153 193H149L150 190H148ZM69 190H71V191L69 192ZM83 190L88 195L85 194ZM174 190L175 191L178 190V191L175 192ZM188 190H190V191H188ZM79 191L81 192V194H80ZM112 191H113V189H112ZM226 191H228V192H226ZM57 192H59V193H57ZM78 192H79V194H77ZM124 192H125V194H124ZM157 192L159 194H160V192H162L163 194L167 193L168 195L167 194L162 195V193L160 195H158ZM190 192H191L192 195L189 194ZM71 193H72V195H71ZM140 193H142V194H140ZM143 193H144V196H143ZM156 193H157L158 196L156 195ZM177 193H179L180 195L177 194ZM240 193H243L244 195L242 194V196H241ZM249 193L251 195H249ZM147 194H149L148 197H146ZM151 194H152V196H151ZM207 194L208 193L206 192V195ZM60 195H62V196H60ZM82 195L83 196L86 195L85 196V199H84V197H82ZM153 195H155V196H153ZM96 196L99 198V200H98V198ZM106 196H107V198H105ZM120 196H121V199H119ZM149 196H151V198L154 199V200L152 201ZM170 196H171V198H170ZM245 196L247 197V199H245L246 198ZM103 197L105 198L104 201H103V199H104ZM108 197H110V198L108 199ZM145 197L148 199L147 201H149V199L151 200L147 204L153 205V203H154V205L152 206V208H154L155 205H158L159 204V206H157V207L155 206L154 212L156 211L155 217L158 216V218L156 219V225L158 223V225H160V226L154 225L155 224V222H154V219H155L154 216H153V218H154L153 221H149L150 223L147 222L148 220L147 219L146 220L144 219V218L147 217L145 214L144 215L146 217L142 216L143 219H144L142 221L143 224H141L142 227H139L138 228L137 227L138 225L136 224L137 223L136 221H134L135 223L133 222V224H132L131 216L130 215H132L135 212V209L138 208V206L142 207L143 204H145V201H146L145 200ZM45 198H47L48 200L45 199ZM82 198H83L84 201L82 200ZM112 198H114L113 203L114 202L115 203L116 202L119 203L120 200H121L120 203H122V204H120V205H122V207H119L120 206L119 204H117L118 207L117 206L116 207H113L115 205H113V203L110 202V201H112ZM182 198H183V202L184 203L182 202ZM106 199H107V201H106ZM117 199H119V202H118ZM122 199H123L124 202L122 201ZM240 199H242V200H240ZM42 200H44V201H42ZM142 200H145L144 203H142L143 202ZM157 200H158V202H157ZM165 200H166V202H165ZM170 200L172 202L173 201L174 202L172 203ZM226 200H227V202H225ZM232 200H233V202H232ZM75 201H76V203H74ZM108 201L110 203H108ZM179 201L182 203L181 205L179 204L180 203ZM220 201H221V203H220ZM91 202H92V204L93 203L94 204L92 205ZM211 202L213 203V200ZM211 202H209V204H207L208 202L206 203L204 209L202 210L203 211L202 213H205V212L208 213L209 209H212L211 208L212 204H210ZM40 203H41V205H40ZM72 203L75 206H73ZM160 203H162L163 205L162 204L160 205ZM229 203H231L232 205L231 204L229 205ZM103 204H106L107 206L108 205L109 206L108 207H105V206H103ZM183 204H184V206H183ZM234 204H236V205H234ZM85 205L90 206V207H86ZM169 205H172L173 207L172 206L170 207ZM219 205H220V207H219ZM221 205L223 206V208H221ZM71 206H73V207H71ZM134 206H135V209H134ZM181 206H183L184 208L186 207V208L185 209L183 207L181 208ZM192 207H193V209H192ZM79 208H81V209H79ZM115 208H116L117 212H115L116 211V210H114ZM156 208L157 209L160 208V212H161L160 214H162V215H160L158 213L159 212V209L157 210ZM174 208H175V210H174ZM179 208H180V211L181 212L179 211ZM112 209L114 211H112ZM169 209H171V210H169ZM181 209L182 210H186V211H183V212H185V213L187 212L189 214L188 217H190V219L189 218H186V220L187 219L190 220L191 223H192L191 225L193 226V224H194V226H196V227L193 226L194 227V231H191V230H193V227H191L190 224L184 225V222L187 223V221L185 220V217H187L186 216L187 213L186 214L184 213L185 216L183 217V212H182ZM191 209H192V211H191ZM222 209L224 210V213L223 214L221 212ZM228 209H230L231 211L228 210ZM106 210H107V212H105ZM176 210H178V211H176ZM102 211H103V217H105L104 215H106V214L109 215L110 212H112V213L114 212L112 214L113 220L111 221V217H110L109 220L111 222L110 221H108V223L106 221L103 222L105 219H103V217H102V214H101ZM129 211L130 212H133V213H130L129 214ZM195 211H196V213H195ZM43 212L45 214H43ZM124 212L125 213L127 212V213H126V215L123 216V214H125ZM137 212H138V210H137ZM178 212H180L182 214V216H180L181 214H179ZM191 212H192V215L194 214L193 216L191 215ZM118 213H120V214L118 215ZM100 214H101V218L100 219H103V221L99 219V215ZM41 215H43V216L40 218ZM174 215H176V216H174ZM79 216L80 217L82 216V217L79 218ZM116 216H118L117 220H119L117 222H116ZM127 216H128L129 219L128 218H125ZM159 216H161V217L163 216V218H160V219H162V221L157 222V220H160L159 219ZM170 217H172V218H170ZM179 217H181V218L179 219ZM32 218L35 219V220H33ZM172 219L174 220V222L175 221L176 222L173 223ZM92 220H95V221H92ZM126 220H127V222H126ZM235 220L237 222L238 221L239 222L236 223ZM122 221H123V223H121ZM164 221H165V223H164ZM224 221L225 220H223V221H221V223H219V227H220L219 230H221V225H222V222H224ZM233 221H235V222H233ZM145 222H147V224L149 226L146 225ZM259 222H260V225H259ZM116 223H118V225ZM151 223L153 224V226H152ZM180 223H182V225H184L185 227L182 226ZM253 223H255V225ZM114 224H116V225H114ZM130 224H132L133 226H135V228L132 225H130ZM167 224H168V226H167ZM106 225H107V227H106ZM110 225L112 226L111 229H110V227H111ZM172 225H174V228L173 229L172 228H168V227H172ZM175 225H177L178 228L175 227ZM187 225H189L190 227L187 226ZM18 226H19V228H18ZM161 226H163V227H161ZM180 226L183 228V230H181V231H179L180 230L179 228H181ZM88 227H90V228H88ZM100 227L101 228H104V229H101ZM120 227L122 229H120ZM125 227H126V229H124ZM186 227H188V228L185 229ZM240 227H243V228H240ZM258 227H260V228H258ZM96 228L97 229L100 228L99 229L100 231L97 230ZM116 228H117V230H116ZM123 229H124V231H123ZM154 229H156L155 232H153ZM184 229L185 230H188V233H190V235H187L188 233H185L186 231ZM171 230H173V232ZM175 230H176V232H175ZM241 230H243V231H241ZM85 231H86V233H85ZM90 231H92V233ZM178 231H179V233H177ZM182 231L183 232L185 231L184 234H186V235H183L181 233V236L183 235L182 236L183 238L182 237H178V236H180V232H182ZM166 232H168V233H166ZM203 232L205 234H203ZM242 232H244V233H242ZM98 233H100V234H98ZM153 233L156 234V235L154 236ZM163 233L165 235L162 237L161 235H163ZM175 233H177V234L175 235ZM151 234H152V236H154V237H152L153 240L151 239V236H150ZM198 234H196V235L199 236ZM94 235L97 236V237H95ZM169 235L171 237L174 235V237H172L173 239ZM191 235H192V237H188V236H191ZM214 235H215V237H217L216 239H217V243H218L217 246L219 245L218 247L215 245L216 239H215ZM47 236H49V237H47ZM210 236H213L214 240H212V241L214 242V244L213 243H210L211 242L210 239L212 238ZM167 237H168V239H167ZM186 237H188V238L186 239ZM237 237H235L233 235V238L234 239H236ZM38 238L40 240H37ZM92 238H93V240H92ZM131 238H132V240H131ZM155 238H158V241H160V242H158L159 244L157 243V239H155ZM160 238L162 239V241H161ZM180 238H182V239H180ZM42 239H45V240H42ZM149 239H150V241H148ZM175 239H177V240H175ZM188 239H191V240H195L196 239V241L190 242L191 240L189 241ZM197 239H199V240H197ZM218 239H219V241H218ZM46 240H47V242H46ZM129 240H131V241H129ZM151 240L152 241L155 240L154 243L159 245V247H157L159 249H155V251H154V246L152 248V245H155L154 243H151L152 245H150L149 247L146 246L147 244H150V242H152ZM168 240H169L170 243L167 242L168 243L167 246L163 245L164 244L163 242L164 241H168ZM179 240H180L179 247L181 245L180 254L182 255L183 252H184V255L185 256H183V258L185 260L184 259H181L182 256L178 252L179 249L177 250V248H179V247H177V245H178V242L177 241H179ZM181 240H183V241H181ZM184 240L187 242V245H185V246H183L184 244H186ZM172 241H173V243H172ZM144 242H145L146 245H144ZM188 242H190L192 245L189 243L191 246L190 245L188 246ZM200 242L203 245L200 244ZM57 243H58V245H57ZM160 243H161V245H160ZM209 243H210V245H209ZM193 244L194 245L195 244L198 245L197 248L193 247ZM205 244L207 246H205ZM239 244H241V243H239ZM49 245H51V246L49 247ZM139 245L142 248H140ZM170 245H171V247H173L172 245H174L175 247H173V248L176 249V250L171 249ZM3 246L5 247V250H6L5 252L3 251L4 250V247ZM38 246H40V247H38ZM145 246H146V248L150 249V251L151 250H153V251H151L149 253L148 249H146L147 251L145 250V248H144ZM199 246H201V247H199ZM208 246H209V248H208ZM138 247H139V249H138ZM166 247H168L169 249H171L170 250L171 254L169 256H167L169 253L167 254L168 248H166ZM219 247H221V248H219ZM160 248L163 249V250L160 251ZM182 248H185V250H182ZM213 248H214V252L218 251V249H219L218 253H215L214 254V252H210V251L213 250ZM187 249H189V250H187ZM199 249L201 250L200 252H198ZM210 249H212V250H210ZM206 250H208V251L206 252ZM164 251H166V252H164ZM219 252H221V253H219ZM173 253H175V254L172 255ZM176 253H178L180 255V258L179 259H181V261L183 260L182 262L175 261V260H178V257H179V255L177 254L178 255L177 256ZM185 253H187V254H185ZM195 253H197V254H195ZM207 253L209 254L208 256H207ZM211 253H213L214 255L211 256ZM231 253H233V251H231ZM2 254H4V255H2ZM143 254H145V255H143ZM150 254H151V256H150ZM10 255H12V256H10ZM164 255H166V259L167 260L165 259V256ZM201 255L198 256L197 258H194L195 261L200 260V262H201ZM118 256H120V257H118ZM160 256L164 257L163 259L165 261L163 259H161L164 262L160 260V258H161ZM170 256L171 257L173 256V257L171 258ZM206 256H207V258H206ZM233 256H235V255H233ZM150 257L152 259L154 257L153 262L151 261L152 259ZM190 257H192V258H190ZM235 257H237V256H235ZM244 257H247V256L244 255L243 258H236L235 261L233 260L234 258H232L231 260H233L234 263H237L239 261L240 264L241 263H244V262H246L244 264H252V262L247 263L248 261H244ZM249 258H251V256ZM251 259H253V257ZM170 260L172 262H170ZM204 260L202 259L203 262H204ZM240 260L241 261L243 260L244 262L243 261L241 262ZM4 262H6V263H4ZM203 262H201V263H203ZM190 263L191 264H195V263L198 264L197 262L194 263L192 261H190ZM221 264H223V263H221Z\"/></svg>",
    "mask_w": 264,
    "mask_h": 264
},
{
    "label": "bare ground",
    "instance_id": "2",
    "mask_svg": "<svg viewBox=\"0 0 264 264\" xmlns=\"http://www.w3.org/2000/svg\"><path fill=\"white\" fill-rule=\"evenodd\" d=\"M71 1H73V0H71ZM80 1H81V0H80ZM82 1H83V0H82ZM121 1H122V0H121ZM126 1H127V0H126ZM130 1H131V0H130ZM132 1H134V0H132ZM135 1H137V0H135ZM157 1H158V2L161 1V2H160V5H161V4H162V5H165V9H163V8H164L163 6H160L161 8L163 7L162 9L160 8V12H161V10H164V11H162V12L164 13V16H163V17H164V20H163V17H162L163 14H162V12H161V14H162L161 17H162V18H161V17H160V18H161V20H163V21L159 20V22H160V23L162 22V23L160 24L159 27L156 26V29H157V30H155V31L157 32V34H156L154 31H153V32H154L156 35H159L160 37H162V35H164V36H165V37H164V40H166V42H164V46H165V45H167V46H165L163 49L161 48V49H162V52H159V51H158L159 54H158L156 57H154V58H155V61H154V62H155V64H156L155 66H154V65H153V66L151 65L150 68H146L147 70L144 69V70H145V71H144L143 68H145V67L142 65V66H143V68H142V70H143V74H141L142 71H140V70H141L140 68H136L137 70L139 69V71H140V72H139V71H137V70L135 69L134 66H132V67H133V70H134L132 75L136 77V75L140 76V75H139V73H140V74L142 75L141 77H142L143 79H145L146 81L149 80L150 82H152V81H154V80H153V77H154V79L156 78L155 75H158V74H156V73H159V71H161V69H163L162 67H163L164 64L169 65L168 63H170V64L172 65L173 63H175V65H176V67H175V69H176V74H175L174 71H172V72H174L173 74H175V76L172 75V76H174L175 80L171 83L170 81H171L172 79H170V81H169V83H171L170 86H169V83H167V84H168L167 86H169L170 88L168 87V91L166 92V94H167L168 92L171 93V94H170V93H169V94H170V96L172 95V98H173L172 101H174V106H173L174 109L171 107V108L174 110V111L172 110L174 113L171 111V112H172L171 114H174V115H173L174 118H173V117H172V118H173V120H174L173 122H174L175 125H173L172 122H171V123H172L173 127L176 128V131H177L179 128H182L181 126H183L184 129H183L182 131H183V134H185V133L187 134V136L185 135V138H186V139H188V138L191 137V140H192V135H193V136H196V137L199 138L198 140L200 141V142H199L200 145H203V143H201V141H203V139L205 138L204 135H206V134H205V132H204V134H203V132L201 131V129L203 128L202 124L204 125V123H207V122H208V121H206V119L209 118V116H208V117L206 116V118H205L204 109L202 110V108H204V107L200 106V107H202V108H201V109H198L199 107H197V106H199L200 104L197 105V102H195V103H196V106H195V105H194V106L197 107V109L195 110V107H194V106L192 107V105H190L189 102H190V101H194L193 97L195 98V95L200 91L199 89L201 88V87H200L201 83H202V85H204V83H203V82H200V81H201V80L203 81V79H202L203 77L201 78V75H204L205 77H206V75H207V73H206V71H205V70H207V69H204L206 75L204 74V71L202 70L203 66H205V65L208 64V63H206V60H205V59L208 58L207 62L209 61V62L216 63V62H218V60H220L219 62H222L223 59L227 60L226 58H227L228 54H231L232 57H233V58H232V59H233L232 62H234V64H232L231 61H230V60H231V59H230L231 56H229V59H230V60L227 61V62H230V64L233 65V66L235 65V71H237V69L239 70V68H244V67H245L244 65H246V64H244V65H243V64H240V59L244 58V57H242V56H243V55H246V53H247V54H248V53L251 54V49H250V48L253 47V44H259V43H262V40H263V38H264V37L262 38V35H264V34H263L264 30H263V32H262V29L260 28L261 31L259 30L260 32H259V33L257 32V34H256V37H258L257 39H256L255 36H254V37H255V39H254V37H251L250 35H247L249 32H251V35H252L253 32H252L251 29H250V30L247 29V34L244 35V34L242 33V35L240 34V36H239V32H240V30H241L242 28L244 29L246 25H245V26H244V25H243V26L240 25L239 28H240V27H242V28H241L238 32H237V31L234 32V31L236 30V29L234 30V27L231 28L230 30H225V32H223L222 35H221V34H220V35L218 34V36L222 37L221 39H223V40H222V43H221L222 46L220 47V51H219V49H218V51H215L216 53L214 52V53L216 54V55L214 54L216 57H215L214 55H213V56H212V55H208L207 57H205L204 55L202 56V55L199 54V53H195V50H194V49H195V48L199 49V48H198V47H199V44H200V45H203V46H204V44H205V46L207 45V47L209 46V44H214V42H211V43H210V41H208V38H205V37H210V38H211V37H212L211 34H210V36H209V35H208V36H205V34L203 33V35H204L205 37H204L203 35H201L202 38H199V39H198V37H197L198 35L195 34V35H197V36H195L197 39H195V37H194V40H197V41H196V42L192 41V43L194 42V44L197 45V42H198V46L195 45L196 47L193 48L194 45L191 43V45H192L191 47H192V48H191V47H190V48L193 50V52H191V49L188 48V46H189L188 44H190V41H189V40H190V37H191L190 34H189V32H190V30H192L191 27L193 28V26L191 25V20H190V18H189V15H193L194 10L196 11L197 8L194 9V10L191 8L192 11H193V13L190 14V13H191L190 7H192V6H191V5H190V6L188 5V8H189L188 12H190V13H188L189 15H186L185 12L182 13V12L180 11V10L183 11V10H184L183 8L186 7V5H185L184 7H182V9L180 8L179 5H181V4H180V3H181V0H166L165 4L162 3V0H156V2H157ZM164 1H165V0H163V2H164ZM187 1H188V0H187ZM191 1H193V0H191ZM198 1H199V0H198ZM202 1H203V0H202ZM202 1H201V2H202ZM233 1H235V0H233ZM243 1H245V0H243ZM256 1H259V3H261V1H262V4H263V0H256ZM73 2H74V1H73ZM90 2H92V1H90ZM93 2H94V1H93ZM97 2H98V1H97ZM107 2H108V1H107ZM138 2L141 3V0H140V1H137V2H133L134 5L137 7V8L135 7L137 10H139L138 5H141V4H137V5H136V3H138ZM145 2H146V1H145ZM145 2H143V3L145 4ZM151 2L153 3V1H151ZM158 2H157V3H158ZM211 2H212V1H211ZM249 2H250V0H249ZM249 2H247V3H249ZM252 2H253V0H252ZM81 3H82V2H81ZM81 3H80V4H81ZM94 3H95V2H94ZM103 3H104V2H103ZM109 3H110V0H109ZM114 3H115V2H114ZM114 3H112V4H114ZM128 3H129V2H128ZM128 3H127V4H128ZM143 3H142V4H143ZM148 3H149V2H148ZM187 3H188V2H187ZM212 3H213V2H212ZM230 3H231V2H230ZM234 3H236V2H234ZM243 3H244V4H243V6H244V5H245V2H243ZM253 3H254V2H253ZM256 3H257V2H256ZM106 4H107V3H106ZM106 4H105V5H106ZM112 4H111V5H112ZM127 4H126V2H125V5H127ZM130 4H132V3L130 2ZM189 4H191V2H190ZM192 4H193V3H192ZM241 4H242V3H241ZM249 4H250V3H249ZM257 4H258V3H257ZM262 4H260L259 6H263ZM71 5H72V4H71ZM75 5H76V3H75ZM77 5H78V4H77ZM89 5H90V4H89ZM111 5H110V6H111ZM121 5H122V9L124 8V10H125V6H123V4H121ZM132 5H133V4H132ZM157 5H159V4H157ZM206 5H207V4H206ZM210 5H211V3H210ZM217 5H218V4H217ZM217 5H215V6L217 7ZM220 5H221V4H220ZM250 5H252V4H250ZM255 5H256V4H255ZM79 6H80V5H79ZM79 6H78V7H79ZM90 6H91V5H90ZM92 6H93V5H92ZM108 6H109V5H108ZM112 6H113V5H112ZM112 6H111V7H112ZM148 6H149V5H148ZM153 6H156V5H153ZM211 6H212V5H211ZM233 6H234V4H233ZM236 6H237V5H236ZM245 6H246V7H245ZM245 6H244L245 9H247V8L249 7V6H247V5H245ZM133 7H134V6H133ZM141 7H142V5H141ZM156 7H157V6H156ZM219 7H220V6H219ZM252 7H253V6H252ZM257 7H258V6H257ZM104 8H105V7H104ZM114 8H116V5H115V7H113V9H114ZM117 8H118V6H117ZM148 8H149V7H148ZM148 8H147V9H148ZM151 8H152V7H151ZM153 8H154V10H155V7H153ZM158 8H159V6H158ZM188 8H187V9H188ZM193 8H195V6H194ZM225 8H226V6H225ZM228 8H229V7H228ZM238 8H240V7H238ZM244 8H243V9H244ZM259 8L262 9L263 7H259ZM91 9H92V8H91ZM101 9H103V7H102ZM119 9H120V8H119ZM119 9H117V10H119ZM126 9H127V7H126ZM136 9H134V8L131 9V10L128 9L127 12H125V14H124V12H123L122 14H120V12H119V13H116L114 16H112L113 13H111L110 11L108 12V14H106L107 11H105V12H104V15L102 14V16H104V17H103L104 20H110V19H112V17H113V18H116L117 21H116V20L114 21V19H113V21H114V22H119V24L117 23V25H118V26H119V25L121 26L122 23H125V20L127 21V19H130V18H129V15H130L132 12H134ZM250 9L252 10L251 7H250ZM20 10H21V9H20ZM99 10H100V9H99ZM107 10H108V9H107ZM137 10H136V11H137ZM142 10H143V9H142ZM150 10H151V9H150ZM158 10H159V9H158ZM217 10H218V9H217ZM229 10H230V9H229ZM254 10H255V9H253V11H254ZM256 10H257V9H256ZM21 11H22V10H21ZM60 11H61V10H60ZM82 11H83V10H82ZM88 11H89L90 13L93 12L92 10H91V11H90V10H86V12H88ZM131 11H132V12H131ZM136 11H135L134 13H137ZM148 11H149V9H148ZM151 11L153 12V9H152ZM185 11H186V8H185ZM198 11H199V10H198ZM223 11H224V10H223ZM246 11H247V12H246V15H245V16L248 15V18H250V15L254 13V12H253V13L251 12V14H250V12H248V11H250V10H248V9H247ZM86 12H84L85 15H84V14L81 15V16H84V18L81 17V20H82L81 23H78L77 25L74 24L75 26H73V27H71V28H62L63 26L60 27V28H62V29H60V30H61V31H60V35L58 34L59 36H58V38H56V40H55L54 42H56L58 45L60 44L59 46L64 45V44H69V45L73 44L72 46H75L74 44H77L76 46H80V45H78V44H81V46H84V47H85V48L81 47V48H83V49H82L83 52L85 51V52H84V54H85L86 51L88 52V48L91 49L90 46H92L91 44L93 43V41L96 40L95 38L99 37L100 35H103V34H100V33L102 32V31H101L102 28H104L103 31H106V32H103V33H104V36H107V35H105V33L107 34V29H108V30H109V29H112V27L116 25V23L114 24V22L110 20V22L113 23V26H112L111 28H108L109 25H111V24H108V23H110V22H109V21H107V22L105 21V22H106V23H105L104 21H100V20L98 19V18H100V17H97V16H99L100 14H99V15H95V16H96V17H95V16L92 15L93 13L90 14L89 12H88V13H86ZM112 12H113V11H112ZM157 12H158V11H157ZM160 12H158V13H160ZM226 12L228 13V11H226ZM232 12H234V11H232ZM235 12H236V11H235ZM238 12H239V10H238ZM241 12H242V11H241ZM256 12H257V11H256ZM262 12H264V10H263ZM29 13H30V12H29ZM126 13H129V14H128V17L125 16V15H127ZM138 13H139V11H138ZM143 13H144V12H143ZM148 13H149V12H148ZM150 13H151V12H150ZM186 13H187V12H186ZM258 13H260V11H258ZM18 14H19V13H18ZM56 14L58 15V13H56ZM56 14H55V15H56ZM62 14H63V13H62ZM62 14H61V15H62ZM94 14H95V13H94ZM109 14H110V15H109ZM123 14H124V18H126V19H124V22L122 21V20H123ZM151 14H152V13H151ZM211 14H212V13H211ZM211 14L208 15V17L211 16ZM229 14H230V13H229ZM238 14H239V13H238ZM263 14H264V13H263ZM263 14H262V15H263ZM20 15H21V12H20ZM20 15H19V16H20ZM26 15H27V11H26L25 15L22 14V17H21V18H23V16H26ZM55 15H54V16H55ZM133 15H135V14L132 13V15H130V16H131V19L134 18L136 15L138 16V14H136L135 16H133ZM143 15H144V14H143ZM203 15H204V14H203ZM218 15H219V14H218ZM225 15H226V14H225ZM225 15H224V16H225ZM227 15H228V14H227ZM241 15H242V14H241ZM243 15H244V13H243ZM2 16H3V15H2ZM28 16H31V15H28ZM28 16L23 18V23H25V25H26V22H27V25H28V26H25L26 28H27V27H28V28L30 27V26H29V25H30V24H29V23H30V20H29V19L32 20V18H28ZM59 16H60V15H59ZM59 16H58V17H59ZM92 16H93L94 18L98 19L99 22H97V20H96V22L92 21V19H93ZM102 16H101V18H102ZM137 16H136L134 19H135V21H137L138 24L140 25L141 23H139V21L136 19V18L139 19V17H137ZM148 16L150 17V14L147 15V17H148ZM158 16H160V15H158ZM195 16H197V14H196ZM195 16H192V17H193V19H192V24H193V23H196V22L194 21V17H195ZM199 16H201V15L198 14V17H195V18L200 19ZM204 16H205V15H204ZM212 16L214 17L215 15L212 14ZM236 16H237V15H236ZM251 16H252V15H251ZM31 17H33V15H32ZM56 17H57V16H56ZM152 17H153V16H152ZM154 17H155V15H154ZM156 17H157V16H156ZM156 17H155V18H156ZM192 17H191V18H192ZM201 17H202V16H201ZM216 17H217V15H216ZM218 17H219V16H218ZM238 17H239V16H238ZM253 17H254V15H253ZM255 17H256V16H255ZM17 18H18V16H17ZM82 18H83V19H82ZM140 18H141V17H140ZM157 18H158V17H157ZM204 18H205V17H204ZM204 18H203V19H204ZM239 18H240V17H239ZM58 19H59V18H58ZM60 19H61V17H60ZM60 19H59V20H60ZM76 19H77V18H76ZM78 19H79V18H78ZM134 19H133V20H134ZM201 19H202V18H201ZM205 19H207V18H205ZM214 19L216 20V18H214ZM220 19H222V18H220ZM220 19H219V21L222 22V20H220ZM227 19H229V18H227ZM262 19H263V18H262ZM0 20H1V19H0ZM28 20H29V22H28ZM101 20H102V19H101ZM141 20H142V19H141ZM141 20H140V21H141ZM154 20H155V19H154ZM157 20H158V19H157ZM189 20H190V21H189ZM233 20H234V18H233ZM233 20H230V21H233ZM240 20H241V19H240ZM244 20H245V18H244ZM253 20H254V19H253ZM17 21H18V20H17ZM20 21H22V20H20ZM60 21H61V20H60ZM60 21H58V23H60ZM155 21H156V20H155ZM203 21H205V20H203ZM211 21H213V20H211ZM255 21H256V20H255ZM18 22H19V21H18ZM78 22H79V20H78ZM102 22H104V23H102ZM121 22H122V23H121ZM133 22H134V21H133ZM137 22H136V24H137ZM149 22H150V20H149ZM159 22H158V23H159ZM201 22H202V21H201ZM221 22H220V23H221ZM234 22H235V20H234ZM234 22H233V23H234ZM237 22H238V20H237ZM248 22H250V21H248ZM252 22H253V21H252ZM252 22H251V23H252ZM76 23H77V22H76ZM120 23H121V24H120ZM142 23H143V22H142ZM147 23H148V21H147ZM152 23H153V22H152ZM154 23H155V22H154ZM204 23H205V22H204ZM208 23H212V22H208ZM208 23H207V25H208ZM213 23H215V22H213ZM227 23H228V22H227ZM239 23H240V22H239ZM239 23H237V24H239ZM65 24H66V23H65ZM125 24H126V23H125ZM155 24H156V23H155ZM201 24H202V23H201ZM215 24H216V23H215ZM229 24H230V23H229ZM244 24H245V23H244ZM256 24H257V23H256ZM9 25H10V24H9ZM14 25H15V24H14ZM72 25H73V24H72ZM144 25H145V24H144ZM144 25H143V26H144ZM149 25H150V24H149ZM157 25H159V24H157ZM193 25H194V24H193ZM202 25H203V24H202ZM207 25H206V26H207ZM230 25H231V24H230ZM230 25H229V26H230ZM234 25H235V23H234ZM250 25H251V24H250ZM259 25H260V24H259ZM263 25H264V24H263ZM1 26H2V25H0V28L3 27V26H2V27H1ZM22 26H24V24H22ZM59 26H60V25H59ZM118 26H117V27H118ZM120 26H119V27H120ZM132 26H133V25H132ZM135 26L139 27L138 25H135ZM140 26H141V25H140ZM150 26H151V25H150ZM199 26H200V25H199ZM209 26H211V25H209ZM216 26H218V25H216ZM216 26H215V27H216ZM227 26H228V25H226V27H227ZM235 26H236V25H235ZM12 27H13V26H12ZM17 27H19V26H17ZM117 27H114V28H117ZM122 27H123V26H122ZM137 27H136V29H137ZM157 27H158V28H157ZM211 27H212V26H211ZM211 27H210V28H211ZM222 27H223V25H222ZM230 27H231V26H230ZM258 27H259V26H258ZM258 27H257V28H258ZM26 28H23V29L21 28L23 31L21 30V32H19V33L25 32ZM58 28H59V27H58ZM194 28H196V27H194ZM200 28H202V26H200ZM217 28H218V27H217ZM219 28H220V27H219ZM236 28H237V27H236ZM257 28L255 27L254 30H256ZM4 29H6V28L4 27ZM24 29H25V30H24ZM117 29H118V28H117ZM119 29H120V28H119ZM136 29H135V30H136ZM146 29H147V28H146ZM150 29H151V27H150ZM208 29H209V28H208ZM208 29H207V30H208ZM221 29H222V28H221ZM263 29H264V28H263ZM6 30H7V29H6ZM8 30H10V28H9ZM123 30H124V29H123ZM137 30H138V29H137ZM137 30H136V31H137ZM143 30H144V29H143ZM143 30H142V31H143ZM152 30H153V28H152ZM152 30H151V31H152ZM193 30H194V29H193ZM197 30H198V29H197ZM197 30H196V31H197ZM199 30H200V29H199ZM203 30H204V29H203ZM207 30L205 29L204 32L206 33ZM209 30H210V29H209ZM209 30H208V31H209ZM211 30H212V29H211ZM213 30H214V29H213ZM217 30H218V29H217ZM11 31H12V32H15L16 30L14 31V30L11 29ZM11 31H9V32H11ZM29 31H30V29H29V30L27 29V30H26L27 34H26V33H22V34L24 35V37H26V35H29V34L31 33V32L28 33ZM138 31H139V30H138ZM215 31H216V30H215ZM215 31H214V32H215ZM223 31H224V30H223ZM248 31H249V32H248ZM9 32H8V31L5 32V31H3V30H0V39H1V36H2V37H3V35L6 36ZM32 32H33V31H32ZM143 32H144V31H143ZM143 32H142V33H143ZM202 32H203V31H202ZM219 32H220V30H219ZM242 32H243V30H242ZM6 33H7V34H6ZM15 33H16V32H15ZM138 33H139V32H138ZM154 33H153V34H154ZM198 33H199V31H198ZM215 33H216V32H215ZM237 33H238V34H237ZM254 33H256V32H254ZM254 33H253V35H255ZM16 34H17V33H16ZM22 34H21V35H22ZM99 34H100V35H99ZM108 34H109V32H108ZM112 34H113V33H112ZM148 34H149V32H148ZM191 34H192V33H191ZM199 34H201V33H199ZM258 34H259V35H258ZM260 34H262V35H260ZM8 35H10V34H8ZM12 35H13V34H12ZM32 35H34V33H33ZM37 35H38V34H37ZM98 35H99V36H98ZM140 35H141V34H140ZM156 35H155V36H156ZM16 36H17V35H16ZM29 36L31 37V35H29ZM119 36H120V35H119ZM136 36H137V35H136ZM159 36H158V37H159ZM193 36H194V35H193ZM201 36H199V37H201ZM216 36H217V34H216ZM6 37H7V36H6ZM13 37H15V36H13ZM32 37H33V36H32ZM32 37H31V38H32ZM39 37H40V36H39ZM39 37H37V38L34 37V38H35V40H36V39H38ZM42 37H43V36H42ZM49 37H50V36H49ZM51 37H52V36H51ZM108 37H109V36H108ZM142 37H143V35H142ZM144 37H145V36H144ZM148 37H149V36H148ZM148 37H147V38H148ZM220 37H219V38H220ZM4 38H5V37H4ZM26 38H27V37H26ZM26 38H25V39H26ZM31 38H30V40H31ZM47 38H48V37H47ZM101 38H103V37L101 36ZM109 38H110V37H109ZM140 38H141V37H140ZM165 38H166V39H165ZM210 38H209V39H210ZM212 38H213V37H212ZM214 38H215V37H214ZM20 39H22V37H21ZM32 39H33V38H32ZM39 39H40V38H39ZM137 39H138V38H137ZM154 39H155V38H154ZM217 39H218V38H217ZM8 40H9V39H8ZM33 40H34V39H33ZM43 40H44V39H43ZM43 40H42V41H43ZM97 40L99 41V39H97ZM102 40H103V39H102ZM142 40H143V41H142V44H143V48H144V46H147V43H149V42H148L147 39H145V38H143ZM150 40H151V39H150ZM150 40H149V41H150ZM164 40H163V41H164ZM1 41H2V40H1ZM1 41H0V42H1ZM9 41H11V40H9ZM13 41H14V40H13ZM13 41H12V42H13ZM15 41H17V40H15ZM20 41H21V40H20ZM100 41H101V39H100ZM100 41H99V42H100ZM109 41H110V40H109ZM132 41H134V39H133ZM139 41H140V40H139ZM139 41H137V43H138ZM156 41H157V40H156ZM160 41H161V40H160ZM211 41H213V40H211ZM263 41H264V40H263ZM2 42L4 43L5 41L3 40ZM17 42H18V41H17ZM30 42H31V41H30ZM37 42H39V41H37ZM54 42H53V43H54ZM99 42H98V43H99ZM105 42H108V41L106 40ZM134 42H135V41H134ZM240 42H241V45H242V44H252V45H251V46H250V45L248 46L249 49L247 48L246 45H245V46L243 45L244 49L240 50L241 48H239V47H242V46H241V45H239V47L237 46L238 44H240ZM242 42H243V43H242ZM8 43H9V42H8ZM10 43H11V42H10ZM14 43H15V42H14ZM28 43H29V42H28ZM34 43H36V41H34L33 44H34ZM109 43H110V42H109ZM131 43H132V42H131ZM153 43H154V42H153ZM160 43H161V42H160ZM263 43H264V42H263ZM31 44H32V42H31ZM50 44H51V43H50ZM93 44H94V43H93ZM149 44H150V43H149ZM47 45H48V44H47ZM89 45H90V46H89ZM158 45L160 46V45H162V44H159V42H158ZM263 45H264V44H263ZM48 46H49V45H48ZM52 46H53V45H52ZM65 46L67 47V45H65ZM87 46H89V47H87ZM126 46H127V45H126ZM133 46H134V45H133ZM135 46H136V45H135ZM210 46H211V45H210ZM219 46H220V45H219ZM236 46H237V47H236ZM22 47H24V46H22ZM61 47H64V46H61ZM66 47H65V48H66ZM98 47H100V46L98 45ZM98 47H97V48H98ZM129 47H130V46H129ZM201 47H202V46H200V48H201ZM213 47H214V46H213ZM213 47H212V48H213ZM243 47H242V48H243ZM245 47L247 48V50H245ZM8 48H9V47H8ZM55 48H56V46H55L53 49H55ZM81 48H80V49H81ZM93 48H94V47H93ZM124 48H125V46H124ZM138 48H140V46H139ZM217 48H218V46H217ZM217 48H213V49L215 50V49H217ZM0 49H1V48H0ZM48 49H49V47H48ZM50 49H51V47H50ZM53 49H51V50L53 51ZM61 49H63V48H61ZM77 49H78V48H77ZM146 49L148 50L149 48H146ZM187 49L190 50V55H189V51H187ZM256 49H257V48H256ZM3 50H4V49H3ZM51 50H50V51H51ZM59 50H60V49L57 48L56 51H59ZM63 50H65V49H63ZM63 50H60V51L62 52ZM73 50H74V49H73ZM82 50H81V51H82ZM92 50H93V49H92ZM96 50H97V49H96ZM100 50H101V49H100ZM123 50H124V49H123ZM129 50H130V49H129ZM133 50H134V49H133ZM133 50H132V51H133ZM137 50H138V49H137ZM141 50H142V49H141ZM141 50H140V51H141ZM150 50H152V49H150ZM150 50H148V51H150ZM201 50H202V49H201ZM201 50H200V52H201ZM214 50H213V51H214ZM1 51H2V50H1ZM6 51L8 52V50H6ZM43 51H44V50H43ZM54 51H55V50H54ZM78 51H79V50H78ZM126 51H128V50H126ZM154 51H155V50H154ZM197 51H198V50H197ZM205 51H207V50H205ZM209 51H211V50H209ZM252 51H253V50H252ZM258 51H259V50H258ZM258 51H256L257 54L259 53ZM263 51H264V50H263ZM61 52H60V53H61ZM68 52H72V51H69V50H68ZM79 52H80V51H79ZM93 52H94V51H93ZM130 52H131V51H130ZM134 52H135V51H134ZM143 52H144V51H143ZM203 52H204V51H203ZM217 52H219V53H217ZM261 52H262V51H261ZM56 53H57V52H56ZM66 53H67V52H66ZM74 53H77V51L74 52ZM80 53H81V52H80ZM94 53H95V52H94ZM126 53H127V52H126ZM132 53H133V52H132ZM140 53H141V52H139V54H140ZM148 53H149V52H148ZM148 53L146 54L147 57H149L150 55H152L151 52L149 53L150 55H149ZM154 53H155V52H154ZM201 53H202V52H201ZM7 54H8V53H7ZM77 54H78V53H77ZM82 54H83V53H82ZM84 54H83V56H84V58H85L86 60H84V59L82 60V59H81L82 57L79 58L78 61H80V62L77 64L78 61H76V63L74 64L75 66H77V68H79V66L81 67V63H82V62H86L87 59H89V58H86ZM88 54H89V53H88ZM99 54H100V53H99ZM101 54H102V53H101ZM118 54H119V53H118ZM136 54H137V52H136ZM139 54H138V55H139ZM212 54H213V53H212ZM253 54H255V53L253 52ZM253 54L251 55L252 57L250 56V58H253V57H254V59H255V56L257 57V54H255V55H253ZM261 54H263V53H261ZM45 55H46V54H45ZM86 55H87V54H86ZM119 55H120V54H119ZM124 55H125V54H124ZM138 55H137V57H138ZM148 55H149V56H148ZM1 56H2V54H1ZM1 56H0V57H1ZM6 56H7V55H6ZM6 56H5L4 58H6ZM8 56H9V55H8ZM46 56H47V55H46ZM46 56H44V57H46ZM62 56H63V55H62ZM73 56H74V55H73ZM75 56H76V55H75ZM106 56H107V54H106ZM106 56H104V59H105ZM130 56H131V55H130ZM134 56H135V55H134ZM140 56H141V55H140ZM154 56H155V54H154ZM258 56H261V55L258 54ZM88 57H89V56H88ZM91 57H92V56H91ZM96 57H97V55H96ZM121 57H122V56H121ZM131 57H132V56H131ZM135 57H136V56H135ZM241 57H242V58H241ZM2 58H3V57H2ZM47 58H48V57H47ZM74 58H75V57H74ZM93 58H94V57H93ZM99 58H100V55H99ZM123 58L125 59V57H123ZM142 58H143V57H142ZM246 58H248V56H245V59H246ZM33 59H34V58H33ZM37 59H38V58H37ZM40 59H42V58L40 57ZM80 59H81V60H80ZM117 59H118V58H117ZM119 59H120V58H119ZM130 59H133V58H130ZM191 59H192V60H191ZM203 59H204V60H203ZM221 59H222V61H221ZM259 59H260V58H259ZM259 59L257 60V63H256V66H257V67H254L255 70H254V71H250V72H252V73H251V74L249 73V75H250L251 78L254 80V83L256 84V86H258V89H259V90H262V88L264 89V69L262 70L263 73H261V75H260V74L258 73V72H259V71H258V68H259L260 65H263V66H264V64H258V61H260ZM2 60H3V59H2ZM2 60H1V61H2ZM6 60H7V59H6ZM49 60H50V59H49ZM49 60H48V61H49ZM100 60H101V59H98V60H96V61L101 62ZM102 60H103V59H102ZM105 60H106V59H105ZM120 60H121V59H120ZM135 60H136V59H135ZM151 60H152V59H151ZM190 60H191V61H190ZM193 60H194L196 63H194ZM202 60H203V61H202ZM210 60H211V61H210ZM1 61H0V62H1ZM16 61H17V60H16ZM40 61H41V60H40ZM42 61H43V60H42ZM81 61H82V62H81ZM90 61L92 62V59H91V60L89 59V60L86 62V63H87V66H88V64H89V65L93 64V65H91L90 67H95V68H97V71L100 70V69L98 70L99 67L102 68V70H103V68L105 69V68L107 67V66L105 67V65H104L105 63L102 64V65H104V66L101 67L102 65H101V66H100V65H96V64L94 65V63H91ZM93 61L95 62V59H93ZM108 61H110V60H108ZM116 61H117V60H116ZM124 61H125V60H124ZM130 61H131V60H130ZM138 61H139V60H138ZM171 61H172V63H171ZM243 61H244V60L242 59L241 62L244 63ZM262 61H263V60H262ZM10 62H11V61H10ZM38 62H39V61H38ZM46 62H47V61H46ZM46 62L44 63V65H42V64H41V65H42V66H45V64H46V66H47V63H46ZM99 62H97V63H99ZM118 62H119V61H118ZM118 62H117V63H118ZM136 62H137V61H136ZM166 62H167V63H166ZM191 62H193L194 64H197V63L199 62V63H200V67H202V68H199V64H198V65H195V68H194V67H191V66H192V65H190ZM227 62H226V63H227ZM249 62L252 63L250 59H249ZM263 62H264V61H263ZM6 63H7V62H6ZM15 63H16V62H15ZM36 63H37V62H36ZM49 63H50V62H49ZM49 63H48V65H49ZM86 63H82V67H84L83 65H84V64L86 65ZM101 63H103V62H101ZM111 63H112V62H111ZM114 63H115V61H114ZM145 63H146V62H145ZM147 63H148V62H147ZM149 63H150V62H149ZM205 63H206V64H205ZM222 63H223V62H222ZM7 64H8V63H7ZM11 64H12V63H11ZM55 64H56V63H55ZM79 64H80V65H79ZM106 64H108V63H106ZM122 64L124 65L125 63H122ZM127 64H128V63H127ZM131 64H132V63H131ZM150 64H151V63H150ZM202 64H203V66H202ZM204 64H205V65H204ZM210 64H212V63H210ZM230 64H229V65H230ZM257 64H258V65H257ZM0 65H1V64H0ZM22 65H23V64H22ZM74 65L71 66L72 68L70 67V69H73V74H75V73H79V74H76V75H77L76 78L74 77L75 80H76L77 82H78V80H79V83H76V82L74 83V82H73L74 84H73L71 87H74L73 89H75V91H76V87L74 86V85L76 84V86L78 87V88H77V92H76V93H73V92H72V93H73L72 95H71V93L68 94V95L64 94L65 96L62 95L63 93H62V94H61V93H59V94L56 93L57 95L54 94V95L50 96V97H51L50 100H52V97L55 98V97L57 96L56 102L58 103V107H59V105H61V106H67V107H68L69 105H71V103H73V102H75L76 100H78V99H76V97H80V95H83L82 92H83L84 90H86L88 86H91L90 94L88 93L89 95L86 96V97L89 96V97H88L89 100L87 101V102H89V105H88V104H86V105H87L89 108L92 109V112H93L92 114H94V113L97 112L96 115H93L94 117L91 115V116L94 118L93 120H91V118L88 119V120H91L92 122L95 120V122H96V126H95V123H94V122H93L94 126L91 125L92 123H90L89 125H87V123H86V124H83V125H85V126H83V129L86 127V125H87V128H85V130H86L85 132H89V131H91V130L87 131V129H88V128H89V129H92V127H93V128H96L95 130H96V131H99V132H100L101 128H105L104 130H105L106 133H105V132H104V133L107 134V132L109 133V131H107L108 129H106V128L109 126L108 124H109V122H110V119H111V118H115V117H111V113H112V114L114 113V112H112V107H111L112 105H110L111 103H110L109 105L107 104L108 102H106L107 100L105 99V96H104V95H105V92L107 93L108 90H109V88H108V90H107L106 82H103V81H102V82L99 81V83L95 81V82H94L93 84H91V85L85 84V81H84V80L88 81V83L90 82L91 75L88 73V72H90V69H88V70H89L88 72H87V71H83V73H82L81 76H80V78H81V77H85V76H86V73H87V75L90 76V77H88V79H84V78L79 79V78H78V77H79L78 75H80V71H79V70H78L79 72H78V71H74V69H77V68H74V67H75ZM109 65H110V63H109ZM112 65H113V64H112ZM125 65H126V64H125ZM132 65H134V64H132ZM135 65H136V64H135ZM175 65H174V66H175ZM224 65H225V63H224ZM229 65H228V66H229ZM231 65H230V66H231ZM1 66H2V65H1ZM3 66H5V65H3ZM3 66H2V67H3ZM6 66H7V65H6ZM6 66H5V67H6ZM23 66H24V65H23ZM35 66H36V65H35ZM87 66H86V67H87ZM129 66H130V65H129ZM136 66H137V65H136ZM174 66H173V67H174ZM208 66H209V65H208ZM208 66H207V67H208ZM246 66H248V64H247ZM14 67H15V66H14ZM28 67H29V66H28ZM56 67H57V66H56ZM59 67H60V66H59ZM86 67L83 68V69L86 70ZM127 67H128V65H127ZM127 67H125V69H127ZM138 67H139V66H138ZM146 67H147V66H146ZM151 67H153V68H151ZM205 67H206V66H205ZM205 67H204V68H205ZM209 67H210V66H209ZM231 67H232V66H231ZM231 67H229V69H230ZM236 67H238V68L236 69ZM37 68H38V67H37ZM46 68L48 69V66H47ZM88 68H89V67H88ZM112 68H113V67H112ZM167 68H168V66H167ZM193 68H194V69H193ZM227 68H228V67H227V64H226V66H225V71H226V70H227V71L229 70V69H227ZM251 68H252V67H251ZM16 69H18V68H16ZM39 69L43 70V72L45 71L44 69H42V67H41V68L39 67ZM47 69H46V70H47ZM83 69H82V70H83ZM91 69H92V68H91ZM125 69H124V70H125ZM185 69H187V71L190 70V72H188V73L186 74V73H185ZM208 69H209V68H208ZM18 70H19V69H18ZM20 70H21V69H20ZM23 70H24V69H22L21 71L23 72ZM26 70H27V69H26ZM49 70H50V69H49ZM63 70H64V68H63ZM66 70H67V69H66ZM66 70H65V72H67ZM82 70H81V71H82ZM115 70H116V69H115ZM115 70H114V71H115ZM119 70H120V69H119ZM128 70H131V69H128ZM173 70H174V69H173ZM246 70H247V69H246ZM39 71H40V70H39ZM61 71H62V70H61ZM70 71L72 72V70H70ZM70 71H68V72H70ZM93 71H94V70H93ZM110 71H111V70H110ZM167 71H168V70H167ZM169 71H171V70H169ZM169 71H168V73H169ZM207 71H208V70H207ZM218 71H219V70H218ZM221 71H222V70H221ZM240 71H241V70H240ZM243 71H244V70H243ZM243 71H242V72H243ZM257 71H258V72H257ZM260 71H261V70H260ZM29 72L31 73L32 71H29ZM43 72L41 71V72L37 73L36 70H35V73L33 72V74H34L33 76H35V77L38 76V78L41 79V78H43L44 73H46V71H45L44 73H43ZM84 72H85V74H84ZM91 72H92V71H91ZM95 72H96V71H95ZM100 72H101V70H100ZM121 72H123V71H121ZM172 72H171V73H172ZM231 72H232V71H231ZM244 72H245V71H244ZM248 72H249V71H248ZM17 73H18V72H17ZM25 73H26V72H25ZM36 73H37L38 75H36ZM47 73H48V70H47ZM62 73H63V72H62ZM92 73L95 74L94 72H92ZM102 73H103V75H102V77H103L104 74L109 73V71L107 72V69H105V71H103ZM112 73H113V72H112ZM124 73H125V72H124ZM127 73H128V72H127ZM131 73H132V72H131ZM135 73H136V74H135ZM166 73H167V72H166ZM166 73H165V74H166ZM213 73H214V72H213ZM238 73H239V71H238ZM238 73H237V75H238ZM254 73H255V74H254ZM6 74H7V73H6ZM66 74H68V73H66ZM73 74H72V75H73ZM98 74H100V73H98ZM98 74H96V75H98ZM115 74H116V73H115ZM215 74H216V73H215ZM227 74H228V73H227ZM234 74H236V73L234 72ZM240 74H241V73H240ZM245 74H247V73H245ZM59 75H60V73H59ZM64 75H65V73H64ZM68 75H69V74H68ZM72 75H70V76L72 77ZM82 75H84V76H82ZM106 75H107V74H106ZM111 75H112V76H110V73H109V75H108V77L110 76L109 79H110L111 77H114L113 74H111ZM126 75H127V74H126ZM211 75H213V74H211ZM242 75H243V74H242ZM249 75H248V76H249ZM30 76H32V75H29V77H30ZM61 76H63V75H61ZM70 76H69V77H70ZM73 76H74V75H73ZM92 76H93V75H92ZM100 76H101V74H100ZM100 76L98 75V77H100ZM138 76H137V78H138ZM165 76H166V75H165ZM167 76H168V75H167ZM199 76H200V77H199ZM248 76H247L246 79H245L246 82L248 81L247 78H250V77H248ZM48 77H49V76H48ZM71 77H70V78H71ZM108 77H104L103 80H106ZM115 77H116V76H115ZM127 77H128V76H127ZM207 77H208V76H207ZM213 77H214V76H213ZM240 77H241V76H240ZM30 78H31V77H30ZM53 78H54V77H53ZM74 78H71V79L73 80ZM77 78H78V79H77ZM89 78H90V79H89ZM94 78H95V77H94ZM94 78H93V79H94ZM100 78H101V77H100ZM105 78H106V79H105ZM120 78H121V77H120ZM129 78H130V76H129ZM161 78H162V76H161ZM174 78H173V79H174ZM218 78H219V77H218ZM222 78H223V76H222ZM231 78H232V77H231ZM243 78H244V76H243ZM251 78H250V80H252ZM39 79H38V80H39ZM65 79H67V78H65ZM82 79H84V80H82ZM122 79H123V78H122ZM135 79H136V78H135ZM138 79H139V78H138ZM151 79H152V81H151ZM208 79H209V78H208ZM229 79H230V78H229ZM237 79L240 80L241 78H237ZM32 80H33L32 82L27 80L26 83H28V82L33 83L34 80H35V78L32 79ZM43 80H44V78H43ZM43 80H42V81H43ZM94 80H95V79H94ZM97 80H100V79H97ZM129 80H130V79H129ZM162 80H163V79H162ZM166 80H167V79H166ZM216 80H217V79H216ZM219 80H220V79H219ZM245 80H244V81H245ZM39 81H40V80H39ZM44 81H45V80H44ZM49 81H50V80H49ZM49 81H47V82H49ZM66 81H67V80H66ZM106 81H108V80H106ZM141 81H142V80H141ZM146 81H145V82H146ZM167 81H168V80H167ZM205 81H206V80H205ZM210 81H211V79H210ZM213 81H215V80H213ZM224 81H225V79L223 80V82H224ZM226 81H227V80H226ZM237 81H238V80H237ZM242 81H243V80H242ZM242 81H241V82H242ZM20 82H21V81H20ZM35 82H36V81H35ZM40 82H41V81H40ZM47 82H46V84H47ZM57 82H58V81H57ZM63 82H64V81H63ZM121 82H122V81H121ZM138 82H139V80H138ZM211 82H212V81H211ZM227 82H228V81H227ZM232 82L234 83V81H232ZM235 82H236V81H235ZM252 82H253V81H252ZM41 83H42V82H41ZM41 83H38V84H41ZM142 83H143V82H142ZM142 83H141V85H142ZM147 83H149V82H147ZM247 83H248V82H247ZM28 84H29V83H28ZM43 84H44V83H43ZM46 84H45L44 86H46ZM53 84H54V83H53ZM84 84L86 85V89L83 88V87H84ZM89 84H90V83H89ZM107 84H108V83H107ZM149 84H150V83H149ZM207 84H208V83H207ZM209 84H210V83H209ZM211 84H212V83H211ZM214 84H215V83H214ZM243 84H246V83H243ZM243 84H242V85H243ZM249 84H250V83H249ZM252 84H253V83H252ZM255 84H254V86H255ZM32 85H34V83H33ZM32 85H31V87H34V86H35V85H34V86H32ZM36 85H37V84H36ZM49 85H50V84H49ZM68 85H69V84H68ZM68 85H66V86H68ZM115 85H116V84H115ZM123 85H124V84H123ZM143 85H144V84H143ZM162 85H163V82H162ZM164 85H165V84H164ZM218 85H219V84H218ZM238 85H240V84H238ZM247 85H248V84H247ZM39 86H40V85H38V86H36V88H34V89H35V90H34V93L31 92V93L34 95V97H32V95L30 96V97H32V99H33V101H32V99H31V103H33V104H30V105H33V107H36V104H37V105H39V104H40V105H44V104H46V102H49V101H50L49 98H48L49 96H48V97H45V96H47L46 94L49 95V92H50V91L48 90L49 92H47V91H44V92H43L42 90H44V89L40 88ZM44 86H43V87H44ZM54 86H55V85H54ZM54 86H53V87H54ZM66 86H65V87H66ZM108 86H109V84H108ZM152 86H153V85H152ZM156 86H157V85H156ZM159 86H160V85H159ZM159 86H158V87H159ZM165 86H166V85H165ZM216 86H217V85H216ZM252 86H253V85H252ZM46 87H47V86H46ZM48 87H50V86H48ZM120 87H121V86H119L118 88H120ZM141 87H142V86H141ZM141 87H140V88H141ZM148 87H149V86H148ZM248 87H249V86H248ZM20 88H21V87H20ZM63 88H64V87H63ZM89 88H90V87H89ZM165 88H167V87H165ZM235 88H236V87H235ZM249 88H250V87H249ZM41 89H42V90H41ZM45 89H46V88H45ZM49 89H50V88H49ZM51 89H53V88H51ZM60 89H61V88H60ZM126 89H127V88H126ZM136 89H137V88H136ZM138 89H139V88H138ZM169 89H170V90H169ZM213 89H214V88H213ZM63 90H65V88H64ZM88 90H89V89H88ZM106 90H107V91H106ZM166 90H167V89H166ZM204 90H208V89H204ZM209 90H210V89H209ZM209 90H208V91H209ZM237 90H238V89H237ZM32 91H33V90H32ZM54 91H55V90H54ZM61 91H62V90H61ZM71 91H72V90H71ZM73 91H74V90H73ZM113 91H114V90H113ZM119 91H120V90H119ZM119 91H117V92L119 93V96H121V94L124 93V92L121 90L122 93H120ZM125 91H126V90H125ZM137 91H138V90H137ZM160 91H161V92L163 91V90H161V87H160ZM164 91H165V90H164ZM214 91H216V90H214ZM241 91H242V90H241ZM241 91H240V93H241ZM247 91H248V90H247ZM247 91H246V92H247ZM249 91H251V90L249 89ZM56 92H57V91H56ZM157 92H158V91H157ZM200 92H202V90H201ZM205 92H206V93H205ZM205 92H202V93H203V96H204V94L209 95V94H208L209 92H207V91H205ZM217 92H218V91H217ZM231 92L233 93V91H231ZM257 92H258V94H259V91H257ZM28 93H29V92H28ZM40 93H43L42 95H44L45 99H44V98H43V99L41 98L42 95H41ZM45 93H46V94H45ZM66 93H67V92H66ZM84 93H85V92H84ZM114 93H115V92H114ZM137 93H138V92H137ZM235 93H236V92H235ZM240 93H239V94H240ZM261 93H262V92H261ZM38 94H40V96H39ZM50 94H52V93H50ZM74 94H76V95L74 96ZM112 94H113V93H112ZM200 94H201V93H200ZM210 94H211V93H210ZM214 94H216V93H214ZM256 94H257V93H256ZM58 95L60 96V98H58ZM70 95H71V97L74 96V97H72V99L75 98V99H74L75 101H72V102H71V97H70ZM85 95H86V94H85ZM107 95H108V94H107ZM114 95H115V94H114ZM156 95H157V94H156ZM163 95H164V94H163ZM197 95H198V94H197ZM197 95H196V98H195V99H197V98L200 97L199 95H198V96H197ZM207 95H206V96H207ZM216 95H218V93H217ZM219 95H220V94H219ZM230 95H231V94H230ZM230 95H228V96H230ZM237 95H238V94H237ZM254 95H255V94H254ZM62 96H63V97H62ZM124 96H125V95H124ZM165 96H166V95H165ZM206 96H204V97H206ZM212 96H213V94H212ZM220 96H221V95H220ZM226 96H227V95H226ZM226 96H225V97H226ZM249 96H250V95H249ZM257 96H258V95H257ZM38 97H40V98H38ZM42 97H43V96H42ZM83 97H84V95H83ZM107 97H108V96H107ZM107 97H106V98H107ZM117 97H118V96H117ZM125 97H126V96H125ZM163 97H164V96H163ZM209 97H211V96H207V98H203V97H202V94H201V98H203V99H208ZM232 97H233V96H232ZM251 97H252V95H251ZM54 98H53V99H54ZM156 98H158V97H156ZM156 98H155V100H156ZM164 98H165V97H164ZM167 98H168V97H167ZM214 98H215V97H214ZM214 98H213V100L216 99V98H215V99H214ZM227 98H228V97H227ZM237 98H238V100H239V97H237ZM38 99H39V101H38ZM83 99H85V98H83ZM109 99H110V98H109ZM117 99H118V98H117ZM191 99H192V100H191ZM222 99H223V98H222ZM249 99H251V98L248 97V101L250 102L253 98H252L251 100H249ZM119 100H120V99H119ZM119 100H118V101H119ZM123 100H124V99H123ZM160 100H161V97H160ZM213 100H212V101H213ZM24 101H25V100H24ZM78 101H79V100H78ZM83 101H84V100H83ZM197 101H198V99H197ZM199 101H200V103H201V101H202V105H203V106H205L206 104H208V103H205V100H199ZM218 101H219V100H218ZM220 101H221V100H220ZM38 102H39V104H38ZM53 102H55V101L53 100ZM56 102H55V104H57ZM68 102H70V103H68ZM87 102H86V103H87ZM115 102H116V101H115ZM203 102H204L205 104H204ZM206 102H208V101H206ZM214 102H216V101H214ZM21 103H22V102H21ZM23 103H24V102H23ZM49 103H51V102H49ZM81 103H82V102H81ZM122 103H123V102H122ZM140 103H141V102H140ZM143 103H144V102H143ZM190 103H191V102H190ZM216 103H217V102H216ZM239 103H240V101H239ZM251 103H252V102H251ZM47 104H48V103H47ZM47 104H46V105H47ZM55 104L53 103V106H54ZM67 104H68V105H67ZM192 104H194V102H193ZM209 104H210V101H209ZM209 104L206 105V106H209ZM241 104H242V103H241ZM34 105H35V106H34ZM51 105H52V103H51V104H48V106H51ZM75 105H76V102H75ZM107 105H108V106H107ZM115 105H116V104H115ZM119 105H120V104H119ZM146 105H147V104H146ZM160 105H163V104H160ZM212 105H213V104H212ZM216 105H217V104H216ZM257 105H258V104H257ZM22 106H23V104H22ZM48 106H47V107H48ZM55 106H56V105H55ZM55 106H54V107H55ZM72 106H73V105H72ZM109 106L111 107V110H109V109H110ZM121 106H123V105H121ZM121 106H120V107H121ZM190 106H191V108H193L192 110H194V111H190V112H189V108H190ZM41 107H42V109H43V106H41ZM47 107H46V108H47ZM56 107H57V106H56ZM56 107H55V110H56ZM67 107H63V108H67ZM113 107H114V106H113ZM137 107H138V106H137ZM139 107H140V106H139ZM147 107H148V106H147ZM49 108H50V107H49ZM89 108H88V109H89ZM142 108H143V107H142ZM209 108H210V107H209ZM211 108H212V107H211ZM31 109H33V108H31ZM50 109H51V108H50ZM50 109H49V110H50ZM59 109H60V107H59ZM114 109H115V108H114ZM114 109H113V111H114ZM117 109H119V106L116 108V111H117ZM137 109H138V108H137ZM143 109H144V108H143ZM145 109H147V108H145ZM162 109H163V108H162ZM213 109H214V108H213ZM251 109H252V107H251ZM33 110H34V109H33ZM37 110H39V107H38V106H37V109H36V113H33V114H38L39 112H38ZM40 110H41V109H40ZM47 110H48V109H47ZM47 110H45V111H47ZM49 110H48V113L50 114V111H49ZM57 110H58V109H57ZM65 110H66V109H65ZM93 110H94V111H93ZM254 110H255V109H254ZM19 111H20V110H19ZM59 111H60V110H59ZM63 111H64V110H63ZM110 111H111V113H110ZM137 111H139V110H137ZM141 111H142V110H141ZM146 111H147V110H146ZM163 111H164V109H163ZM165 111H166V109H165ZM255 111H256V110H255ZM135 112H136V111H135ZM142 112H143V111H142ZM144 112H145V111H144ZM205 112H206V111H205ZM244 112H245V111H244ZM259 112H260V111H259ZM20 113H21V112H20ZM41 113H42V112H41ZM41 113H40V114H41ZM55 113H56V112H55ZM116 113H118V112H116ZM139 113H140V112H139ZM146 113H147V112H146ZM165 113H166V112H165ZM214 113H215V112H214ZM52 114H53V113H52ZM58 114H59V113H58ZM61 114H62V113H61ZM114 114H115V113H114ZM114 114H113V115H114ZM129 114H131L130 116H133V117L136 119V117H135L136 115H133V113H130V112H129ZM167 114H168V116H165V117H164V118L167 117L166 119H168V117H169V113H167ZM38 115H39V114H38ZM38 115H37V116H38ZM47 115H48V114H47ZM144 115H145V113H144ZM165 115H166V114H165ZM206 115H207V114H206ZM210 115H211V114H210ZM15 116H16V115H15ZM28 116H30V115L28 114ZM43 116H44V115H43ZM56 116H57V115H56ZM56 116H55V117H56ZM114 116H117V114H115ZM140 116H142V115H140ZM240 116L242 117L241 114H240ZM240 116H239V118H240ZM243 116H244V115H243ZM18 118H20V117L18 116ZM43 118H44V117H43ZM48 118H49V117H48ZM229 118H230V117H229ZM236 118H237V117H236ZM239 118H238V119H239ZM246 118H247V117H246ZM16 119H17V118H16ZM23 119H24V118H23ZM50 119H51V116H50ZM130 119L132 120V117H131ZM85 120H87V119H85ZM136 120H137V119H136ZM162 120H163V119H162ZM162 120H161V118H160V121H162ZM170 120H171V116L169 117V124H168V125H170ZM204 120H205V121H204ZM207 120H208V119H207ZM236 120H237V119H236ZM251 120H252V119H251ZM19 121H22V120L20 119ZM19 121H18L17 123H19ZM53 121H54V120H53ZM79 121H80V120H79ZM166 121H167V120H166ZM166 121H165V122H166ZM227 121H228V119H227ZM229 121H230V120H229ZM229 121H228V122H229ZM1 122H2V120H1ZM15 122H16V121H15ZM56 122H57V121H56ZM56 122H55V123H56ZM86 122H87V121H86ZM128 122H129V120H128ZM60 123H61V122H60ZM81 123H82V122H81ZM113 123H114V122H113ZM161 123H163V122H161ZM179 123H181L182 125L179 124ZM226 123H227V122H225V124H226ZM244 123H245V122H244ZM0 124H1V123H0ZM22 124H23V123H22ZM110 124H111V122H110ZM132 124H133V123H132ZM230 124H231V121H230ZM245 124H246V123H245ZM71 125H72V124H71ZM79 125H80V124L78 123V124L76 125V127H78ZM90 125H91V126H90ZM107 125H108V126H107ZM114 125H115V124H114ZM114 125H113V126H114ZM163 125H164V124H163ZM163 125H162V126H163ZM179 125H180V127H179ZM208 125H209V123H208ZM234 125H236V124H234ZM234 125H233V126H234ZM243 125H244V124H243ZM63 126H64V125H63ZM133 126H134V125H133ZM133 126H132V127H133ZM162 126H161V127H162ZM201 126H202V128H201ZM231 126H232V125H231ZM239 126H240V125H239ZM58 127H59V126H57V128H58ZM76 127H75V132H76V134H75L74 131H72V130H71L70 132H73V133H74V136H76V139H77L78 137L81 138V136H83V135H81V131H82V130H80V131H76ZM80 127H81V125H80L79 128H77V129H80ZM164 127H166V126H164ZM170 127H171V126H169V128H170ZM208 127H209V126H208ZM226 127H227V125H226ZM228 127H229V126H228ZM240 127H241V126H240ZM248 127H249V126H248ZM248 127H247V128H248ZM70 128H71V127H70ZM108 128L110 129V127H108ZM167 128H168V127H167ZM169 128H168V130H170ZM177 128H178V129H177ZM251 128H252V127H251ZM60 129H61V127H60ZM98 129H99V130H98ZM111 129H112V127H111ZM111 129H110V130H111ZM248 129H249V128H248ZM248 129H247V132H248ZM67 130H68V129H67ZM73 130H74V129H73ZM102 130H103V129H102ZM104 130H103V131H104ZM113 130H114V129H113ZM180 130H181V129H180ZM180 130H179V132H180ZM210 130H211V129H210ZM235 130H236V129H235ZM252 130H253V129H252ZM83 131H84V130H83ZM83 131H82V134H83ZM162 131H163V130H162ZM233 131H234V129H233ZM237 131H238V130H236V131L234 132V134H236ZM249 131H250V130H249ZM42 132H43V131L41 130V133H42ZM65 132H67V131H65ZM77 132H80V133H77ZM85 132H84V134H85ZM91 132H92V131H91ZM93 132H94V130H93ZM101 132H102V131H101ZM101 132H100L99 134H103V132H102V133H101ZM153 132H155V131H153ZM158 132H159V131H158ZM164 132H166V131H164ZM164 132H163V133H164ZM168 132H171V133H170L171 135L174 133V132L172 133V130H171V131H168ZM208 132H209V131H208ZM44 133H45V132H44ZM62 133H63V132H62ZM73 133H71V134H72V135H71V134H69V132H68V134L71 135V137L74 139ZM163 133H162V134H163ZM175 133H176V132H175ZM175 133H174V134H175ZM237 133H239V132H237ZM88 134H89V133H88ZM88 134H87V135H88ZM94 134H96V133H94ZM105 134L100 135V136L103 138V136H104ZM151 134H152V133H151ZM151 134H150V135H151ZM156 134H157V132H156ZM164 134H165V133H164ZM164 134H163V135H164ZM166 134H167V132H166ZM170 134H167V135H170ZM174 134H173V135H174ZM177 134H178V136L180 137L179 133H177ZM177 134H176V135H177ZM180 134L182 135V132H181ZM241 134L243 135V132H242ZM241 134H240V135H241ZM244 134H245V133H244ZM248 134L251 135L250 132H248ZM60 135H61V133H60ZM90 135H91V134H90ZM109 135H110V133H109L108 135H106L107 137L104 136L105 139L108 138ZM140 135H141V134H140ZM142 135H143V134H142ZM171 135H170V136H171ZM214 135H215V134H214ZM61 136H62V135H61ZM77 136H78V137H77ZM93 136H94V135H93ZM138 136H139V135H138ZM151 136H152V135H151ZM159 136H160V135H159ZM178 136H176V137H178ZM189 136H190V137H189ZM206 136H207V135H206ZM211 136H212V135H211ZM236 136H238V134H237ZM247 136H248V135H247ZM247 136H246V137H247ZM46 137L48 138L49 136L47 135ZM54 137H55V136H54ZM57 137H58V136H57ZM64 137H65V136H64ZM97 137H99V136L97 135ZM110 137H111V136H110ZM119 137H120V136H119ZM121 137H122V136H121ZM121 137H120V138H121ZM125 137H126V136H125ZM147 137L149 138V135H148ZM162 137H163V136H162ZM167 137H168V136H167ZM174 137H175V136H174ZM176 137H175V140H177ZM179 137H178V139H179ZM183 137H184V136H183ZM212 137H213V136H212ZM215 137H216V136H215ZM49 138H50V137H49ZM72 138H71V139H72ZM93 138H94V137H93ZM112 138H113V137H112ZM116 138H117V137H116ZM139 138H140V137H139ZM150 138H151V137H150ZM168 138H169V137H168ZM172 138H173V136H172ZM172 138H171V141L174 140V139H172ZM213 138H214V137H213ZM237 138H238V137H237ZM242 138H243V137H242ZM244 138H245V137H244ZM248 138H250V137L248 136ZM248 138H247V139H248ZM251 138H252V136H251ZM40 139H41V138H40ZM69 139H70V138H69ZM87 139H88V138H87ZM91 139H92V137H91ZM95 139H96V138H95ZM103 139H104V138H103ZM105 139H104V140H105ZM108 139H109V138H108ZM118 139H119V138H118ZM118 139H116V140H118ZM141 139H142V138H141ZM145 139H146V136H145ZM157 139L159 140V138H157ZM162 139H163V138H162ZM165 139H166V138H165ZM181 139H182L181 141H183L182 136H181ZM186 139H184V141H183L184 144L186 143V142H185ZM205 139H206V138H205ZM205 139H204V140H205ZM210 139H211V138H210ZM245 139H246V138H245ZM74 140H75V139H74ZM79 140H80V139H79ZM84 140H85V139H84ZM84 140H81V141L83 142ZM93 140H94V139H93ZM113 140H114V138H113ZM142 140H143V139H142ZM142 140H140V141H142ZM168 140H169V139H168ZM191 140H189V141H191ZM198 140H197V141H198ZM218 140H219V139H218ZM77 141H78V139H77ZM90 141H92V140H90ZM90 141H89V142H90ZM105 141H106V140H105ZM121 141H123V140H121ZM125 141H126V140H125ZM125 141H124V142H125ZM149 141L151 142V141H153V139H152V140H149ZM154 141H155V140H154ZM164 141H165V140H164ZM178 141H179V140H178ZM178 141H177V143H178ZM189 141H188V142H189ZM197 141H195V142H197ZM207 141H208V140H207ZM210 141H211V140H210ZM219 141H220V140H219ZM219 141H218V142H219ZM237 141H238V140H237ZM241 141H242V140H241ZM245 141H247V140H245ZM248 141H249V140H248ZM44 142H45V141H44ZM71 142H72V141H71ZM86 142H87V141H86ZM94 142H95V141H94ZM110 142H111V141H110ZM126 142H127V141H126ZM137 142H138V141H137ZM156 142H157V141H156ZM162 142H163V141H162ZM173 142H174L173 144L176 143L175 141H173ZM183 142H182V144H181V142L179 141V143L181 144V145H179V148H181V147L183 148ZM188 142H187V143H188ZM191 142H193V141H191ZM191 142H189V143H191ZM205 142H206V141H205ZM205 142H204V144H207V143H205ZM216 142H217V140H216ZM250 142H252V141H250ZM24 143H25V142H24ZM55 143H56V140H55ZM73 143H74V142H73ZM95 143H96V142H95ZM97 143H98V142H97ZM100 143H101V142H100ZM107 143H108V142H107ZM114 143H115V142H114ZM143 143H144V142H143ZM160 143H161V142H160ZM164 143H165V142H164ZM164 143H163V144H164ZM168 143H170V142H168ZM177 143H176V144H177ZM189 143H188V146H189ZM209 143H210V142H209ZM220 143H221V142H220ZM220 143H218V145H220ZM247 143H248V142H247ZM90 144H91V143H90ZM105 144H106V143H105ZM110 144H112V142H111ZM121 144H123V143H121ZM216 144H217V143H216ZM253 144H254V143H253ZM60 145H61V144H60ZM74 145H76V144L74 143ZM74 145H73V146H74ZM101 145H102V144H101ZM119 145H120V144H119ZM154 145H155V143H154ZM177 145H178V144H177ZM190 145H191V144H190ZM244 145H245V143H244ZM45 146H47V145H45ZM65 146H67V144H66ZM73 146H71V147H73ZM86 146H87V145H86ZM106 146H107V144H106ZM145 146H147V145H145ZM149 146H150V145H148L147 148H149ZM158 146H159V144H158ZM158 146H157V147H158ZM162 146H163V145H162ZM164 146H167V147H168V144H167V145H164ZM174 146H175V145H174ZM188 146H186V149H187ZM212 146H213V145H212ZM256 146H257V145H256ZM41 147H42V146H41ZM49 147H50V146H49ZM54 147H55V146H54ZM58 147H59V146H58ZM68 147H69V144H68L67 148H68ZM71 147H70V148H71ZM100 147H101V146H100ZM102 147H103V145H102ZM102 147H101V149H105V146H104V148H102ZM117 147H118V146H117ZM134 147H135V146H134ZM153 147H154V146H153ZM159 147H160V146H159ZM176 147H178V146H176ZM199 147H200V146H199ZM201 147H202V146H201ZM205 147H206V146H205ZM219 147H220V146H219ZM259 147H260V146H259ZM52 148H53V146H52ZM52 148H51V149H52ZM60 148H61V147H60ZM62 148H63V147H62ZM93 148H94V147H93ZM112 148H113V147H112ZM130 148H131V147H130ZM169 148H171V147H169ZM184 148H185V147H184ZM188 148L191 149V147H188ZM216 148H217V146H216ZM226 148H227V146H226ZM245 148H247V147H245ZM253 148H254V147H253ZM54 149H55V148H54ZM64 149H65V148H64ZM108 149H109V148L107 147V150H106V151H108ZM114 149H115V148H114ZM135 149L137 150V148H135ZM149 149H150V148H149ZM149 149H147V150H149ZM153 149H154V148H153ZM164 149H165V148H164ZM164 149H163V150H164ZM172 149H173V152H174V153H173L172 151H171V152L174 154V156H175V160H176V163H178V168H179V166H180L179 169L181 170V168H182L181 166H183V162H185V161H183V159L185 160V157H186V158L189 157V156L187 155V153L190 152V151H189L190 149H188V151H187L186 149H185V150H184V149H183V150H181V149H176V148H172ZM44 150H45V149H44ZM55 150H56V149H55ZM97 150L99 151V149H97ZM111 150H112V149H111ZM138 150H139V149H138ZM155 150H156V149H155ZM174 150H175V151H174ZM202 150H203V149H202ZM227 150H228V149H227ZM241 150H242V149H241ZM249 150H250V149H249ZM258 150H259V149H258ZM260 150H261V149H260ZM39 151H40V150H39ZM47 151H48V150H47ZM63 151H64V150H63ZM63 151H62V152L60 151L62 154H61V153L58 154V152H57L56 155H58V157H61V156H59V155L61 154L62 157H63V156L65 157L66 154H65V152H63ZM65 151H67V150H65ZM112 151H113V150H112ZM112 151H111V152H112ZM114 151H115V150H114ZM133 151H135V150H133ZM156 151H157V150H156ZM184 151L187 152V153H186L185 157L183 158V156H184V154H185ZM191 151H192V150H191ZM203 151H204V150H203ZM209 151H211V150H209ZM222 151H223V150H222ZM224 151H225V149H224ZM224 151H223V152H224ZM242 151L245 152V150H242ZM254 151L256 152V150H254ZM43 152H44V151H43ZM108 152H109V151H108ZM125 152H126V151H125ZM154 152H155V151H154ZM162 152H163V151H162ZM171 152H170V150L167 151V153H170L169 156H170L171 158H173V156H171ZM192 152H193V151H192ZM259 152L261 153V151H259ZM51 153H52V152H51ZM100 153H101V152H100ZM104 153H105V151H104ZM119 153H120V152H119ZM130 153H131V152H130ZM190 153H191V152H190ZM190 153H189V155H190ZM202 153H205V152H202ZM206 153H207V151H206ZM213 153H214V151H213ZM245 153H247V151H246ZM250 153H251V150H250ZM256 153H257V152H256ZM15 154H16V152H15ZM107 154H108V153L106 152V155H107ZM109 154H110V153H109ZM109 154H108V155H109ZM140 154H141V152H140ZM159 154H160V152H159ZM194 154H195V153H194ZM248 154H249V153H248ZM258 154H259V153H258ZM53 155H54V154H53ZM70 155H71V154H70ZM106 155H105V156H106ZM112 155H114V154H112ZM161 155H162V154H161ZM226 155H227V154H226ZM246 155H247V154H246ZM47 156H48V155H47ZM66 156H67V155H66ZM102 156H103V154H102ZM114 156H115V155H114ZM116 156H117V155H116ZM118 156H119V155H118ZM131 156H133V155L131 154ZM141 156H142V155H141ZM141 156H140V158H141V160H142V157H141ZM167 156H168V154H167ZM187 156H188V157H187ZM224 156H225V155H224ZM244 156H245V155H244ZM249 156H250V155H249ZM249 156H248V157H249ZM14 157H15V156H14ZM87 157H88V156H87ZM92 157H93V156H92ZM108 157H109V156H108ZM112 157H113V156H112ZM136 157H137V156H135L134 158H136ZM143 157H144V156H143ZM159 157H160V156H159ZM232 157H233V155H232ZM235 157H236V156H235ZM242 157H243V156H242ZM246 157H247V156H246ZM252 157H253V155H252ZM255 157H256V156H255ZM67 158H68V156H67ZM67 158H66V159H67ZM83 158H85V156H84ZM90 158H91V157H90ZM95 158H96V157H95ZM101 158H103V157H101ZM101 158H100V159H101ZM104 158H107V156L104 157ZM110 158H111V157H110ZM110 158H109V159H110ZM117 158H118V157H117ZM123 158H124V159H123V162L126 161V160H125L126 157H123ZM140 158H139V161H140ZM167 158H168V157H167ZM213 158H214V157H213ZM216 158H217V157H216ZM9 159H10V158H9ZM12 159H13V157H12ZM52 159H53V158H52ZM168 159H169V158H168ZM173 159H174V158H173ZM190 159L192 160V158H190ZM193 159H195V158H193ZM214 159H215V158H214ZM218 159H219V158H218ZM246 159H247V158H246ZM54 160H55V158H54ZM56 160H58V159L56 158ZM63 160H64V159H63ZM90 160H91V159H90ZM119 160H121V159H119ZM127 160H128V162H131V163H132V161H133V160H130V159H129V156L127 157ZM144 160H145V159H144ZM216 160H217V159H216ZM230 160H231V159H230ZM238 160H239V159H238ZM12 161H13V160H12ZM58 161H59V160H58ZM109 161H110V160H109ZM109 161H108V160H105V162L102 161V163H104V167H103V164H102L103 170H101V171L99 170L98 172H96V173L94 172L93 174L91 173L92 175H91V177H90L89 180H88V186H90L91 188L93 187V188L91 189V188L89 187L90 189H88V186L86 187V188L88 189V190H87V193H88V194H89V193L91 192V190H93L94 188H95V190H96V194H97V191H98V194H100L99 189H98V190L96 189V188H98V187H99V188H100V187H104V188H105L104 190L107 189V190H106V193H107V191H109L108 194H111L110 191H111V192H114V190H115V192H116V194H114V195H115V198L119 195L118 193L123 192V191H126V186L129 185V184H125V183H128L127 181H129V180L132 178V175H131V174H130L131 176L129 175V176H130V179H129V180H127V179H128V175H127V176H125V175L123 176V177L126 178V180H127L126 182H125V180L122 181L124 178L121 176L123 179H120L121 177H120V178L118 177V178L120 179V182H118L119 179H117L118 184H116L117 182H116L115 179H113V178H112V179H113L114 181H112V182H115L113 186H111V185L108 186V185L106 184L107 179H109V181H111V178H110V177H111L112 175H114V173H115L114 170L116 169L115 167L113 168L114 165H113L111 162H109ZM116 161H118V160H116ZM137 161H138V159H137ZM142 161H143V160H142ZM173 161H174V160H173ZM186 161H187V160H186ZM218 161H219V162H218ZM220 161H221V160L219 159V160H217V161H213V162H211L210 165L212 166V168H211V167L205 168V167H207L206 165H205V166H203V165L197 166L196 169L194 168V169L196 170V171H194L195 173L193 172L194 175H193L192 173H190V175H193V178H192V180L190 179V180H191L190 182H192V183H191L192 185H191V188L188 187V189H192L193 192L195 193V194H194L195 197L192 196V197H190V199H192V198H195V199H196V197H197V199H198V200L196 199V203H197V204L195 203L194 205H195V209H196V211L198 212V213H196V211H195V213H196L197 215H199V216H198V217H199L198 220H196V219H197V217H196L195 220H193V222H194V221H197V222H198V221L200 220V223H199V224H198L197 222H196L197 224H196L195 222H194V224H196V226L199 225L200 230H202V231L206 230V232H207V230H208V232H210V233H206V234L203 232V234H205V235H208V234L213 235V234H215V235H217L218 237H219V235H221V239H223L224 244H223V245L220 244L223 248L219 247V248L222 249V253H221V252H219V253H221L223 257H221V259L218 260V259H219V256L216 255V256L214 257V259H215V261H216L215 264H218V263H219V264H221V263H223V264H240L239 261H238L239 263H238L237 261H236L237 263H234L233 260L235 261L236 258H243L244 255L247 256V257H244V261H248L247 263L252 262V264H264V230L261 228V230H260L261 232H260V233L258 232V234H255V233L250 234V235L248 234L249 236H248V235L245 236V235L243 234L244 236L242 237V236L240 235V238H241L240 240L238 239L237 235L234 234V233H236V232H234L233 235H234L235 237H237V238H236L237 240H236V239L233 238V235L231 234V233L233 232V230L231 231V229H229V227H232L233 224H234V223H233L232 226H230L232 222L229 221V219H231L230 216H229V218H228V215H229V214H227V215L225 214V216H223V219H221V218H222V215L218 212L220 209L217 210V209H218L217 207H218V203H219V202H217L216 199H218L217 197L221 198V197H223V195H225V194H222V196L220 197L219 194H221V192H222L221 190L224 189V188L226 187V185L228 186V184H229V183L226 184V183L224 182V181L227 180L228 176H227V175L225 176V169H226V168H224V165H223L224 162H220ZM226 161H227V160H226ZM234 161H235V160H234ZM199 162H200V161H199ZM202 162H203V160H202ZM231 162H232V161H231ZM53 163H55V162H53ZM98 163H99V162H98ZM124 163H126V162H124ZM143 163H144V162H143ZM169 163H171V162H169ZM176 163L172 162V164H176ZM187 163H188V162H187ZM238 163H239V162H238ZM13 164H14V163H13ZM126 164H127V163H126ZM126 164H125V165H126ZM188 164H190V163H188ZM204 164H205V163H204ZM208 164H209V163H208ZM228 164H229V163H228ZM125 165H124L123 168H125V171L128 173V170L126 169V166H125ZM127 165H130V164H127ZM132 165H133V164H132ZM184 165H186V163H184ZM210 165H209V166H210ZM229 165H230V164H229ZM236 165H237V164H236ZM88 166H89V165H88ZM232 166H233V165H232ZM234 166H235V165H234ZM86 167H87V165H86ZM120 167H121V166H120ZM129 167H130V166H129ZM129 167H127V168H129ZM131 167H132V166H131ZM172 167H173V166H172ZM175 167H176V166H175ZM183 167H184V166H183ZM215 167H216L217 170H218V171H217V170H215V171H217V173H218V176H216V177H218V179L220 178L219 181H220V180L223 181L222 178H225V177H226V178L224 179V181H223V182L225 183V184H224V188H223V187L220 188V187H219L220 185H219V186H218V185H215V184H217V183L219 182L218 179H217L216 181H218V182L215 183V181H214L215 184H213L212 188H210V187H209L210 185L208 184V187H209L210 189H204V187H205L206 185L204 186L203 183L205 184L206 180L208 181L209 179H206L205 181H203V179L206 177L207 172H208L209 175H210V173H211V175H212V173H213L212 171L214 170ZM178 168H177V170L179 171ZM191 168H192V167H191ZM191 168H190V169H191ZM248 168H249V167H248ZM73 169H74V168H73ZM73 169H72V170H73ZM97 169H99V168L97 167ZM97 169H96V170H97ZM101 169H102V168H101ZM130 169H132V168H130ZM185 169H186V168H185ZM206 169L209 170V171H211V172L207 171ZM229 169H231V168H229ZM120 170H122V169H120ZM171 170H172V169H171ZM177 170H176V171H177ZM235 170H236V169H235ZM89 171H90V170H89ZM115 171H117V169H116ZM125 171H124V172H125ZM181 171H184L183 168H182ZM206 171H207V172H206ZM229 171H231V170H228V169H227V172H226V173H228ZM236 171H238V170H236ZM236 171H235V172H236ZM111 172H112V173L114 172V173L112 174ZM118 172H119V171H118ZM118 172H117V174H120V172H119V173H118ZM124 172H122L121 174H123ZM126 172H125V173H126ZM129 172H130V171H129ZM131 172H132V171H131ZM187 172H188V171H187ZM76 173H77V172H76ZM87 173H88V172H87ZM89 173H90V172H89ZM146 173H148V172H146ZM183 173H184V172H183ZM214 173H216V172H214ZM217 173H216V174H217ZM81 174H82V173H81ZM111 174H112V175H111ZM128 174H129V173H128ZM136 174H137V173H136ZM144 174H145V173H144ZM144 174H143V176H144ZM174 174H175V173H174ZM174 174H173V175H174ZM237 174H238V173H237ZM82 175H83V174H82ZM133 175H134V174H133ZM148 175H149V173H148ZM148 175H147V176H148ZM177 175H178V174H177ZM179 175H182V174H179ZM209 175H208V178H209ZM214 175H215V174H213V175L210 176V177H214ZM228 175L230 176L229 173H228ZM78 176H79V175H78ZM83 176H84V175H83ZM143 176H140L141 178L138 176L139 179H135V181H132V182H134V183H132V182L130 181V182L133 184V185L130 184V185H131V188L135 187V185H136L135 189L133 188V190H135V192H137V193H139V192L142 191V190H145V189H143V187H144V186L146 187L147 184H148V183H147L146 185H144L145 183H143V181H144L143 178H142ZM145 176H146V175H145ZM224 176H225V177H224ZM236 176H237V175H236ZM263 176H264V175H263ZM79 177H80V176H79ZM81 177H82V176H81ZM86 177H87V176H86ZM135 177H136V176H134V178H135ZM138 177H137V178H138ZM174 177H175V176H174ZM183 177H184V176H183ZM189 177H190V176H189ZM234 177H235V176H234ZM134 178H133V180H134ZM190 178H191V177H190ZM230 178H231V177H230ZM257 178L259 179V177H257ZM263 178H264V177H263ZM178 179H179V178H178ZM233 179H234V178H233ZM155 180H156V179H155ZM180 180H182V179H180ZM212 180H215V179H211V181H212ZM228 180H229V179H228ZM255 180H256V179H255ZM69 181H70V180H69ZM77 181H78V180H77ZM109 181H108V182H109ZM121 181H122V182H121ZM152 181H153V179H152ZM209 181H210V180H209ZM222 181H221V182H222ZM253 181H254V179H253ZM253 181H252V182H253ZM73 182H74V181H73ZM78 182H79V181H78ZM82 182L84 183V181H82ZM85 182H86V181H85ZM124 182H125V183H124ZM145 182H147V179L145 180ZM155 182H156V181H155ZM174 182H175V181H174ZM223 182H222V183H223ZM255 182H256V181H255ZM60 183H61V182H60ZM75 183H76V181H75ZM142 183H143V184H142ZM149 183L151 184V182H149ZM161 183H162V182H161ZM164 183H165V182H164ZM166 183H167V182H166ZM179 183H180V182H179ZM183 183H185V181H184ZM183 183L181 182L182 185H181V184L178 185L179 188H181L180 186H184V188H185V187L187 188V186L183 185ZM186 183H188V181H187ZM186 183H185V184H186ZM207 183H208V182H207ZM207 183H206V184H207ZM248 183H249V182H248ZM68 184H69V183H68ZM76 184H77V183H76ZM175 184H176V183H175ZM232 184H233V183H232ZM257 184H258V183H257ZM56 185H57V184H56ZM62 185L65 186V184H62ZM66 185H67V184H66ZM166 185H167V184H166ZM173 185H174V184H173ZM187 185H188V184H187ZM222 185H223V184H222ZM252 185H253V184L251 183L250 186H252ZM110 186H111L112 188H111ZM132 186H133V187H132ZM176 186H177V185H176ZM176 186H175V187H176ZM258 186H259V185H258ZM43 187H44V186H43ZM80 187H81V185H80ZM156 187H157V185H156ZM168 187H169V184H168L167 188H168ZM208 187H206V188H208ZM65 188H66V186H65ZM70 188H71V187H70ZM70 188H69V189H70ZM86 188L84 187V189H86ZM110 188H111V189H110ZM128 188H129V186H127V190H128ZM152 188H153V187H152ZM152 188H151V189H152ZM173 188H174V187H173ZM179 188H178V189H179ZM219 188H220L221 190H218ZM226 188H227V187H226ZM251 188H252V187H250V190H252ZM253 188H254V186H253ZM1 189H2V188H1ZM56 189H57V188H56ZM73 189H74V188H73ZM112 189H113V191H112ZM151 189H148V190H150L149 193H153L152 191H153L154 188L152 189V191H151ZM168 189H170V187H169ZM174 189H175V188H174ZM28 190H29V188H28ZM60 190H61V189H60ZM67 190H68V189H67ZM78 190H79V189H78ZM80 190H81V189H80ZM89 190H90V192H88ZM101 190H102V188H101ZM138 190H139V192H138ZM148 190H147V191H148ZM165 190H167V189L165 188L163 191L166 192ZM180 190H181V192H182L183 188L180 189ZM229 190H230V189H229ZM250 190H249V188H248V191H250ZM257 190H258V189H257ZM62 191H63V190H62ZM70 191H71V190H69V192H70ZM83 191H84V190H83ZM93 191H94V190H93ZM154 191H155V190H154ZM167 191H168V190H167ZM171 191H172V190H171ZM171 191H170V192H171ZM174 191H175V190H174ZM177 191H178V190H177ZM177 191H175V192H177ZM188 191H190V190H188ZM218 191H221V192L218 193V196H216V193H217ZM223 191H224V190H223ZM65 192H66V191H65ZM79 192H80V191H79ZM79 192H78L77 194H79ZM117 192H118V193H117ZM133 192H134V191H133ZM168 192H169V191H168ZM172 192H173V191H172ZM206 192L208 193L207 195H206ZM224 192H225V191H224ZM226 192H228V191H226ZM242 192H243V191H242ZM255 192H256V191H255ZM39 193H40V192H39ZM43 193H44V192H43ZM57 193H59V192H57ZM74 193H75V192H74ZM82 193H83V192H82ZM84 193L87 194L85 191H84ZM92 193H93V192H92ZM92 193H90V194L92 195ZM126 193H127V192H126ZM146 193H147V192H146ZM154 193H155V192H154ZM154 193H153V194H154ZM157 193H158V192H157ZM157 193H156V195H157ZM161 193H162V192H160V194H161ZM173 193H174V192H173ZM173 193H172V194H173ZM179 193H180V192H179ZM179 193H177V194H179ZM243 193H244V192H243ZM243 193H240V195L242 196ZM246 193H247V192H246ZM36 194H37V193H36ZM60 194H61V193H60ZM75 194H76V193H75ZM80 194H81V192H80ZM88 194H87V195H88ZM90 194H89V195H90ZM98 194H97V196H99ZM103 194H104V193H103ZM103 194H102V195H103ZM124 194H125V192H124ZM140 194H142V193H140ZM160 194L158 193V195H160ZM165 194H167V193H165ZM165 194L162 193V195H165ZM177 194H176V195H177ZM181 194H183V192H182ZM189 194H191V192H190ZM65 195H66V194H65ZM65 195H64V196H65ZM71 195H72V193H71ZM89 195H88V197H91V195H90V196H89ZM100 195H101V194H100ZM116 195H117V196H116ZM148 195H149V194H147V196H146V195H145V196L148 197ZM158 195H157V196H158ZM167 195H168V194H167ZM167 195H166V196H167ZM169 195H170V194H169ZM173 195H174V194H173ZM179 195H180V194H179ZM191 195H192V194H191ZM226 195H227V194H226ZM231 195H232V194H231ZM243 195H244V194H243ZM249 195H251V194L249 193ZM60 196H62V195H60ZM69 196H70V195H69ZM79 196H80V195H79ZM85 196H86V195H85ZM85 196L82 195V197H84V199H85ZM97 196H96V197H97ZM110 196H111V195H110ZM140 196H141V195H140ZM143 196H144V193H143ZM151 196H152V194H151ZM151 196H149V197H150V199L153 201L154 199H152ZM153 196H155V195H153ZM174 196H175V195H174ZM181 196L184 197V194L181 195ZM228 196H229V195H228ZM247 196H248V195H247ZM252 196H253V195H252ZM70 197H71V196H70ZM111 197H112V196H111ZM146 197H145V200L147 201L148 199H147ZM245 197H246V196H245ZM250 197H251V196H250ZM253 197H254V196H253ZM47 198H48V197H47ZM47 198H45V199H47ZM80 198H81V197H80ZM91 198H93V195H92ZM97 198H98V197H97ZM103 198H104V197H103ZM105 198H107V196H106ZM105 198L103 199V201L105 200ZM109 198H110V197H108V199H109ZM153 198H154V197H153ZM156 198H157V197H156ZM170 198H171V196H170ZM179 198H180V197H179ZM35 199H36V198H35ZM45 199H44V200H45ZM119 199H121V196L119 197ZM119 199H117L118 202H119ZM150 199H149V201H147V202H146L145 200H142L143 202L141 201L142 203H144V201H145V204H143L142 207L138 206V208H136V209L138 210V212H137V210L135 209V206H134V209H135V212H134V213L129 211V214H130V213H133L132 215H130V216H131L132 224H133L134 221H136V222H137L136 224L138 225V226H137L138 228H139V227H142L141 224H143L142 221H143L144 219H145V220L147 219V220H148L147 222H149V221H153V219L155 218V219H154V222H155L154 225H156V219L158 218V216L155 217L156 211L154 212V208H155V206H156V207L159 206V204H158V205H155L154 208H152V206L154 205V203H153V205H151V204H150V205L147 204V203H149V202L151 201ZM210 199H211V200H210ZM226 199H227V198H226ZM228 199H229V198H228ZM230 199H231V198H230ZM245 199H247V197H246ZM39 200H40V199H39ZM44 200H42V201H44ZM47 200H48V199H47ZM82 200H83V198H82ZM92 200H93V199H92ZM92 200H91V201H92ZM98 200H99V198H98ZM113 200H114V198H112V201H110V202L113 203ZM117 200H116V201H117ZM212 200H213V203L211 202ZM218 200H219V199H218ZM222 200H223V199H222ZM222 200H221V201H222ZM238 200H239V199H238ZM238 200H237V201H238ZM240 200H242V199H240ZM42 201H41V202H42ZM83 201H84V200H83ZM89 201H90V200H89ZM89 201H88V202H89ZM106 201H107V199H106ZM122 201H123V199H122ZM162 201H163V200H162ZM170 201H171V200H170ZM176 201H177V200H176ZM176 201H175V202H176ZM191 201H192V200H191ZM221 201H220V203H221ZM228 201H229V200H228ZM97 202H98V201H97ZM110 202L108 201V203H110ZM120 202H121V200H120ZM120 202H119V203H117V202L115 203V202H114L113 205H115V206H113V207H116V206L118 207L117 204H119V205L122 204V203H120ZM123 202H124V201H123ZM157 202H158V200H157ZM165 202H166V200H165ZM171 202H172V201H171ZM173 202H174V201H173ZM173 202H172V203H173ZM179 202H180V201H179ZM182 202H183V198H182ZM207 202H208V203H207ZM209 202H211L210 204H212V206H211L212 209H209L208 213H206V212H205V213H202V212H203L202 210L204 209L206 203L209 204ZM225 202H227V200H226ZM225 202H224V203H225ZM232 202H233V200H232ZM232 202H231V203H232ZM74 203H76V201H75ZM100 203H101V202H100ZM112 203H111V204H112ZM183 203H184V202H183ZM231 203H229V205H230ZM237 203H238V202H237ZM72 204H73V203H72ZM88 204H89V203H88ZM91 204H92V202H91ZM93 204H94V203H93ZM93 204H92V205H93ZM155 204H156V203H155ZM161 204H162V203H160V205H161ZM179 204L181 205L182 203L180 202ZM179 204H178V205H179ZM37 205H38V204H37ZM40 205H41V203H40ZM101 205H102V204H101ZM162 205H163V204H162ZM180 205H179V206H180ZM224 205H225V204H224ZM231 205H232V204H231ZM234 205H236V204H234ZM73 206H75V205L73 204ZM73 206H71V207H73ZM82 206H83V205H82ZM82 206H81V207H82ZM85 206H86V207H90V206H87V205H85ZM103 206L108 207L109 205L107 206L106 204H103ZM110 206H111V205H110ZM128 206H129V205H128ZM169 206L171 207L172 205H169ZM176 206H177V205H176ZM179 206H178V207H179ZM183 206H184V204H183ZM183 206H181V208H182ZM185 206H186V205H185ZM190 206H191V205H190ZM47 207H48V206H47ZM119 207H122V205H120ZM172 207H173V206H172ZM193 207H194V206H193ZM193 207H192V209H193ZM207 207H208V206H207ZM219 207H220V205H219ZM236 207H237V206H236ZM82 208H83V207H82ZM110 208H111V207H110ZM139 208H140V209H139ZM163 208H164V207H163ZM183 208H184V207H183ZM185 208H186V207H185ZM185 208H184V209H185ZM221 208H223L222 205H221ZM79 209H81V208H79ZM99 209H100V208H99ZM102 209H103V208H102ZM118 209H119V208H118ZM120 209H121V208H120ZM134 209H133V210H134ZM156 209H157V208H156ZM158 209H159V212H158V211H157V212L160 214V213H161V212H160V208H158ZM158 209H157V210H158ZM192 209H191V211H192ZM235 209H236V208H235ZM76 210H77V209H76ZM85 210H86V209H85ZM114 210H116V208H115ZM114 210L112 209V211H114ZM169 210H171V209H169ZM172 210H173V209H172ZM174 210H175V208H174ZM181 210H182V209H181ZM225 210H226V209H225ZM228 210H230V209H228ZM88 211H89V210H88ZM103 211H104V210H103ZM103 211H102V213L100 212V213L102 214V217H103ZM108 211H109V210H108ZM110 211H111V210H110ZM131 211H132V210H131ZM167 211H168V210H167ZM176 211H178V210H176ZM176 211H175V212H176ZM179 211H180V208H179ZM183 211H186V210H182V212H183ZM187 211H188V210H187ZM230 211H231V210H230ZM39 212H40V211H39ZM105 212H107V210H106ZM115 212H117V210H116ZM119 212H120V211H119ZM180 212H181V211H180ZM180 212H178V213L181 214ZM188 212H189V211H188ZM221 212H222V214H223V213H224V210L222 209ZM75 213H76V212H75ZM113 213H114V212H113ZM113 213L110 212V213H109L110 216H109L108 214L104 215V216H105V217H103V219H105L104 221H103V219H100V218H101V214H100V215H99V219L102 220L103 222L106 221V222L108 223V221H110V220H109L110 217H111V221L113 220V218H112V217H113V216H112ZM124 213H125V212H124ZM126 213H127V212H126ZM126 213L123 214V216L126 215ZM158 213H157V214H158ZM184 213H185V212H183V217L185 216ZM186 213H187V212H186ZM186 213H185V214H186ZM193 213H194V212H193ZM229 213H230V212H229ZM43 214H45V213L43 212ZM96 214H97V213H96ZM119 214H120V213H118V215H119ZM144 214H145L147 217H146ZM170 214H171V213H170ZM175 214H176V213H175ZM179 214H178V215H179ZM160 215H162V214H160ZM176 215H177V214H176ZM176 215H174V216H176ZM188 215H189V214L187 213V214H186L187 217H185V220H186V218H189V219H190V217H188ZM191 215H192V212H191ZM191 215H190V216H191ZM193 215H194V214H193ZM193 215H192V216H193ZM42 216H43V215H41L40 218H41ZM44 216H45V215H44ZM86 216H87V215H86ZM97 216H98V215H97ZM120 216H121V215H120ZM120 216H119V217H120ZM130 216H129V217H130ZM142 216H144V217H146V218L143 219ZM153 216H154V218H153ZM180 216H182V214H181ZM45 217H46V216H45ZM81 217H82V216H81ZM81 217L79 216V218H81ZM83 217H84V216H83ZM95 217H96V216H95ZM95 217H94V218H95ZM114 217H115V216H114ZM164 217H165V216H164ZM88 218H89V217H88ZM117 218H118V216H116V222L119 221V220H117ZM120 218H121V217H120ZM120 218H119V219H120ZM122 218H123V217H122ZM125 218H128V216L125 217ZM160 218H163V216H162V217L159 216V219H160ZM170 218H172V217H170ZM180 218H181V217H179V219H180ZM7 219H8V218H7ZM32 219H33V218H32ZM43 219H44V218H43ZM128 219H129V218H128ZM166 219H167V218H166ZM220 219H221V220H220ZM253 219H254V218H253ZM12 220H13V219H12ZM33 220H35V219H33ZM39 220H40V219H39ZM95 220H96V219H95ZM95 220H92V221H95ZM223 220H225V221L222 222L221 230H219V229H220V227H219V223H221V221H223ZM238 220H239V219H238ZM9 221H10V220H9ZM28 221H29V220H28ZM111 221H110V222H111ZM160 221H162V219L157 220V222H160ZM169 221H170V220H169ZM172 221H173V223L176 222V221L174 222L173 219H172ZM180 221H181V220H180ZM182 221H183V220H182ZM186 221H187V223L184 222V225H186V224H190L191 227L194 226V224H193V226L191 225L192 223H191L190 220L187 219ZM231 221H232V220H231ZM235 221H236V220H235ZM235 221H233V222H235ZM239 221H240V220H239ZM239 221H238V222H239ZM26 222H27V221H26ZM97 222H98V221H97ZM126 222H127V220H126ZM147 222H145L146 225H148ZM154 222H153V223H154ZM238 222L236 221V223H238ZM36 223H37V222H36ZM89 223H90V222H89ZM121 223H123V221H122ZM128 223H129V222H128ZM134 223H135V222H134ZM149 223H150V222H149ZM164 223H165V221H164ZM168 223H169V222H168ZM242 223H243V222H242ZM19 224H20V223H19ZM95 224H96V223H95ZM116 224L118 225V223H116ZM116 224H114V225H116ZM132 224H130V225H132ZM151 224H152V223H151ZM160 224H161V223H160ZM162 224H163V223H162ZM180 224L182 225V223H180ZM239 224H240V223H238L237 226L234 224V225L236 226L235 228H238V227H239V226H238ZM253 224L255 225V223H253ZM98 225H99V224H98ZM114 225H113V226H114ZM120 225H121V224H120ZM120 225H119V226H120ZM139 225H140V226H139ZM184 225H182V226H184ZM259 225H260V222H259ZM262 225H263V224H262ZM23 226H24V225H23ZM110 226H111V225H110ZM123 226H124V225H123ZM132 226H133V225H132ZM148 226H149V225H148ZM152 226H153V224H152ZM156 226H160V225H158V223H157ZM165 226H166V225H165ZM167 226H168V224H167ZM187 226H189V225H187ZM190 226H189V227H190ZM196 226H194V227H196ZM222 226H223V227H222ZM242 226H243V225H242ZM8 227H9V226H8ZM12 227H13V226H12ZM15 227H16V226H15ZM95 227H96V226H95ZM101 227H102V226H101ZM101 227H100V228H101ZM106 227H107V225H106ZM126 227H127V226H126ZM126 227H125L124 229H126ZM133 227L135 228V226H133ZM161 227H163V226H161ZM175 227L178 228L177 225H175ZM180 227H181V226H180ZM184 227H185V226H184ZM194 227H193V230H191V231H194ZM262 227L264 228V226H262ZM18 228H19V226H18ZM28 228H29V227H28ZM28 228H27V229H28ZM88 228H90V227H88ZM100 228H99V229H100ZM108 228H109V227H108ZM111 228H112V226L110 227V229H111ZM128 228H129V227H128ZM168 228H172V229H173V228H174V225H172V227H168ZM168 228H167V229H168ZM181 228H182V227H181ZM181 228H179V229H180L179 231L183 230V228H182V229H181ZM187 228H188V227H186L185 229H187ZM199 228H198V226H197V229L195 228V230H197V232L194 231V233H193V234H194V235H193V236H194L193 239L196 238V237H197V238H200V237L202 236L201 234H198V232H199V233L202 232V231H200V230L198 231ZM240 228H243V227H240ZM258 228H260V227H258ZM258 228H257V229H258ZM96 229H97V228H96ZM99 229H97V230H99ZM101 229H104V228H101ZM105 229H106V228H105ZM120 229H122V228L120 227ZM124 229H123V231H124ZM167 229H166V230H167ZM175 229H176V228H175ZM185 229H184V230H185ZM189 229H190V228H189ZM232 229H233V228H232ZM87 230H88V229H87ZM97 230H96V231H97ZM116 230H117V228H116ZM155 230H156V229H154L153 232H155ZM177 230H178V229H177ZM229 230H230L231 233L229 232ZM254 230H255V229H254ZM2 231H3V230H2ZM29 231H30V230H29ZM29 231H28V232H29ZM99 231H100V230H99ZM102 231H103V230H102ZM162 231H163V230H162ZM171 231L173 232V230H171ZM171 231H170V232H171ZM179 231H178L177 233H179ZM185 231H186V232H185ZM185 231H184L185 233H188V230H185ZM241 231H243V230H241ZM250 231H251V230H250ZM250 231H249V232H250ZM45 232H46V231H45ZM58 232H59V231H58ZM90 232L92 233V231H90ZM175 232H176V230H175ZM184 232H183V231L180 232V236H178V237H182L183 235H186V234H184ZM195 232H196V233H195ZM253 232H254V231H253ZM2 233H3V232H2ZM24 233H25V232H24ZM85 233H86V231H85ZM95 233H96V232H95ZM100 233H101V232H100ZM100 233H98V234H100ZM106 233H107V232H106ZM108 233H109V232H108ZM121 233H122V232H121ZM124 233H125V232H124ZM126 233H127V232H126ZM164 233H165V232H164ZM164 233H163V235H161L162 237L165 235ZM166 233H168V232H166ZM177 233H175V235H176ZM181 233L183 234L182 236H181ZM238 233H239V232H238ZM242 233H244V232H242ZM22 234H23V233H22ZM53 234H54V233H53ZM153 234H154V233H153ZM157 234H158V233H157ZM160 234H161V233H160ZM160 234H159V235H160ZM171 234H172V233H171ZM196 234H198L199 236H197ZM16 235H17V234H16ZM46 235H47V234H46ZM155 235H156V234H154V236H155ZM187 235H190V233H188ZM195 235H196V236H195ZM215 235H214V237H215ZM3 236H4V235H3ZM58 236H59V235H58ZM82 236H83V235H82ZM94 236H95V235H94ZM99 236H100V235H99ZM125 236H126V235H125ZM150 236H151V239L153 240L152 237H154V236H152V234H151ZM169 236H170V235H169ZM19 237H20V236H19ZM41 237H42V236H41ZM47 237H49V236H47ZM95 237H97V236H95ZM157 237H158V236H157ZM170 237H171V236H170ZM172 237H174V235H173ZM172 237H171V238H172ZM188 237H192V235H191V236H188ZM188 237H186V239H187ZM210 237L213 238V236H210ZM222 237H223V238H222ZM3 238H4V237H3ZM15 238H16V237H15ZM53 238H54V237H53ZM82 238H83V237H82ZM99 238H100V237H99ZM182 238H183V237H182ZM182 238H180V239H182ZM206 238H207V237H206ZM208 238H209V235H208ZM212 238L210 239V240H211L210 243H213V244H214V242L212 241V240H214V238H213V239H212ZM216 238H217V237H215V239H216ZM219 238H220V237H219ZM87 239H88V238H87ZM155 239H157V243L160 242V241H158V238H155ZM160 239H161V238H160ZM167 239H168V237H167ZM172 239H173V238H172ZM6 240H7V239H6ZM37 240H40V239L38 238ZM42 240H45V239H42ZM47 240H48V239H47ZM47 240H46V242H47ZM54 240H55V239H54ZM92 240H93V238H92ZM131 240H132V238H131ZM131 240H129V241H131ZM152 240H151V241H152ZM165 240H166V239H165ZM175 240H177V239H175ZM188 240L190 241L191 239H188ZM197 240H199V239H197ZM208 240H209V239H208ZM238 240H239V241H238ZM11 241H12V240H11ZM13 241H14V240H13ZM18 241H19V240H18ZM33 241H34V240H33ZM148 241H150V239H149ZM161 241H162V239H161ZM181 241H183V240H181ZM184 241H185V240H184ZM193 241H196V239H195V240H191L190 242H193ZM218 241H219V239H218ZM220 241H221V240H220ZM2 242H3V241H2ZM34 242H35V241H34ZM154 242H155V240L152 241V242H150V244H147V245H146L145 242H144V245H146L147 247H149L150 245H152L151 243H154ZM167 242L170 243L169 240H168V241H164V242H163V243H164L163 245L167 246V244H168ZM177 242H178L177 247H179V242H180V240L177 241ZM190 242H188V246L191 244ZM43 243H44V242H43ZM130 243H131V242H130ZM172 243H173V241H172ZM172 243H171V244H172ZM185 243H186V244L183 243V244H184L183 246L187 245V242H186V241H185ZM189 243H190V244H189ZM210 243H209V245H210ZM239 243H241L242 245L239 244ZM30 244H31V243H30ZM30 244H29V245H30ZM37 244H38V243H37ZM44 244H45V243H44ZM142 244H143V243H142ZM154 244H155V243H154ZM158 244H159V243H158ZM158 244L152 245V248H153V246H154V251H155V249H159V248H157V247H159ZM200 244H202V243L200 242ZM217 244H218V243H217V239H216L215 245L217 246ZM31 245H32V244H31ZM57 245H58V243H57ZM57 245H56V246H57ZM134 245H135V244H134ZM156 245H157V246H156ZM160 245H161V243H160ZM174 245H175V244H174ZM174 245H172V246L175 247L176 245H175V246H174ZM191 245H192V244H191ZM191 245H190V246H191ZM202 245H203V244H202ZM211 245H212V244H211ZM4 246H5V245H4ZM4 246H3V247H4ZM50 246H51V245H49V247H50ZM130 246H131V245H130ZM139 246H140V245H139ZM146 246L144 247L145 250L148 249V248H146ZM155 246H156V247H155ZM197 246H198V245H196V244L194 245V244H193V247L197 248ZM205 246H207V245L205 244ZM218 246H219V245H218ZM218 246H217V247H218ZM6 247H7V246H6ZM28 247H29V246H28ZM38 247H40V246H38ZM161 247H162V246H161ZM170 247H171V245H170ZM173 247H171V249H174ZM199 247H201V246H199ZM140 248H142V247L140 246ZM163 248H164V247H163ZM166 248H168V247H166ZM189 248H190V247H189ZM208 248H209V246H208ZM208 248H207V249H208ZM1 249H2V248H1ZM46 249H47V248H46ZM49 249H50V248H49ZM138 249H139V247H138ZM171 249L168 248V251L165 249V250L167 251V254L169 253L167 256H169V255L171 254V252H170ZM178 249H179L178 252H179V254H180L181 245H180L179 248H177V250H178ZM216 249H217V248H216ZM53 250H54V249H53ZM161 250H163V249L160 248V251H161ZM174 250H176V249H174ZM182 250H185V248H182ZM187 250H189V249H187ZM201 250H202V251H201ZM201 250L199 249L198 252H200V251H201V252L205 251V248H204V250H203V248H202ZM210 250H212V249H210ZM1 251H2V250H1ZM3 251H4V252L6 251V250H5V247H4V250H3ZM3 251H2V252H3ZM146 251H147V250H146ZM148 251H149V253H150V252L153 251V250L150 251V249H148ZM158 251H159V250H158ZM166 251H164V252H166ZM192 251H193V250H192ZM207 251H208V250H206V252H207ZM218 251H219V249H218ZM218 251L214 252V248H213V250L210 251V252H214V254H215V253H218ZM231 251H233V253H231ZM9 252H10V251H9ZM175 252H176V251H175ZM188 252H189V251H188ZM201 252H200V254L195 253V254H197V255H196V257H194V256H193V257H194V258H197L198 256L201 255ZM118 253H119V252H118ZM152 253H153V252H152ZM181 253H182V252H181ZM190 253H191V252H190ZM208 253H209V252H208ZM208 253H207V256L209 255ZM0 254H1V252H0ZM4 254H5V253H4ZM4 254H2V255H4ZM15 254H16V253H15ZM174 254H175V253H173L172 255H174ZM177 254H178V253H176V255H177ZM179 254H178V255H179ZM185 254H187V253H185ZM205 254H206V253H205ZM214 254L211 253V256L214 255ZM2 255H1V256H2ZM143 255H145V254H143ZM178 255H177V256H178ZM180 255H181V254H180ZM180 255H179V257H178V260H175V259H174V260H175V261H180V262H182L183 260L181 261V259H184L183 256H185V255H184V252H183V254L181 255V256H182L181 259H179V258H180ZM233 255H235V256H237V257H235V256H233ZM10 256H12V255H10ZM16 256H17V255H16ZM85 256H86V255H85ZM150 256H151V254H150ZM164 256H165V259H166V255H164ZM207 256H206V258H207ZM231 256H232V257H231ZM250 256H251V258L253 257V259L249 258ZM86 257H87V256H86ZM118 257H120V256H118ZM160 257H161L160 260L164 258V257H162V256H160ZM170 257H171V256H170ZM172 257H173V256H172ZM172 257H171V258H172ZM203 257H204V256H203ZM203 257H202V255H201V262H203L202 259H203V260L205 259V258H203ZM216 257H217L218 259H217ZM15 258H16V257H15ZM150 258H151V257H150ZM190 258H192V257H190ZM194 258H192V260H190V259H189V256H187V259H188L189 261L187 260L188 262L185 261V263H182V264H191L190 261H192V262H194V263L197 262L198 264H205V260H204L203 263H201L200 260H197V259H196L197 261H195ZM208 258H209V257H208ZM232 258H234V259L231 260ZM5 259H6V258H5ZM12 259H13V258H12ZM151 259H152V258H151ZM153 259H154V257H153ZM153 259L151 260L152 262H153ZM168 259H169V258H168ZM193 259H194V260H193ZM198 259H199V258H198ZM216 259H217V260H216ZM245 259H246V260H245ZM250 259H251L252 261H251ZM9 260H10V259H9ZM111 260H112V259H111ZM163 260H164V259H163ZM163 260H161V261H163ZM166 260H167V259H166ZM184 260H185V259H184ZM238 260H239V259H238ZM7 261H8V260H7ZM23 261H24V260H23ZM118 261H119V260H118ZM164 261H165V260H164ZM164 261H163V262H164ZM198 261H199L200 263H199ZM211 261H212V259L210 260L209 263H210V264H213ZM240 261H241V260H240ZM242 261H243V260H242ZM242 261H241V262H242ZM244 261H243V262H244ZM149 262H150V261H149ZM149 262H148V263H149ZM170 262H172V261L170 260ZM4 263H6V262H4ZM18 263H19V262H18ZM99 263H100V262H99ZM134 263H135V262H134ZM165 263H166V262H165ZM176 263H177V262H176ZM178 263H179V262H178ZM178 263H177V264H178ZM209 263L206 262V264H209ZM244 263H246V262H244ZM244 263H241V264H244ZM29 264H30V263H29ZM108 264H109V262H108ZM117 264H118V263H117ZM152 264H153V263H152ZM163 264H164V263H163ZM167 264H168V262H167ZM169 264H170V263H169ZM171 264H172V263H171ZM195 264H196V263H195Z\"/></svg>",
    "mask_w": 264,
    "mask_h": 264
}]
</instances>
